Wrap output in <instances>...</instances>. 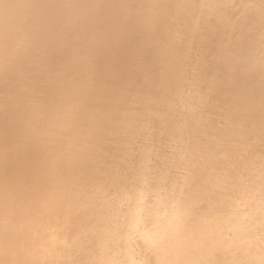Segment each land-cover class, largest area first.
Here are the masks:
<instances>
[{"label":"rangeland","instance_id":"obj_1","mask_svg":"<svg viewBox=\"0 0 264 264\" xmlns=\"http://www.w3.org/2000/svg\"><path fill=\"white\" fill-rule=\"evenodd\" d=\"M24 1H26V2L23 3V0H22V2H21V0H0V49H1V45L3 47L2 50H0V51H4L3 53L0 52V62L3 59V61L1 62L3 64L0 65V85L2 84V82H3V84L5 83V77L6 76H8V79L11 76L12 79L17 80L15 78V76H20V74H21V75H23L22 77H24V76L26 77V74L28 76L29 73H31V72L34 73V74H30L32 76H35L34 78H36L37 75L38 76L41 75V73H43V72H46V75L47 74L48 75H47V77H44V78L40 79L41 82H39L37 84V86H36L37 89H35L33 87L32 88L28 87V89H27V85L25 86L23 84V82H20L22 84V87H24L23 89H20L21 86H19V85H18L19 86L18 89L17 88H12V86H8L9 89H8V87H2L3 89L4 88L5 89L4 90L1 89L0 90V94H4L3 92H6L4 94V97H3V95H1L2 98L6 99L7 96L15 95L13 93H16L20 97L22 96L23 99H26L27 100L26 103H29L32 99L37 97L34 100H38L37 102H39L40 104L42 102V106L44 107L45 112H46V114H45V112H43L42 115H45L46 117L45 116L44 117L41 116L40 113H38V115L36 116L35 114H37V113L35 112V113H33V115H35L34 117H36V118L39 117V118H37V119L35 118V120H34L33 115L31 116V114H29L30 112L28 110H25V109H23L22 111L18 110L17 112L18 113L20 112V114L17 113V117L18 118H16L15 114L11 113V114H13L15 116L14 117L12 115L14 117L15 124L18 121L19 122V126L20 125L22 126V124H24V123L28 125V122H27L28 119L22 118V117L23 116H25L27 118L28 117H32V118H30L31 120L29 119L32 122V124L35 123V125H36L38 122H41V124L39 125V123H38L39 126H36L35 128L37 130L42 128V130L44 131L45 128L48 126L49 121L51 120V117H50L51 114L55 113L56 112L55 108L59 107V106H56V105H58V102L59 103L62 102L64 104L63 101H65V104L68 103L66 101L68 99H66V98H67L68 95L72 94L71 98L69 96L70 100H68V101H71L72 98H73V91H74L75 88L77 89V86H78L77 90L79 92V96H78L79 99H76L77 103H75V104L78 105V106L75 107V108L78 111H76V110H74L75 112L73 111V114L75 115V118L77 119L76 121L75 120L74 121L75 122H79V121L82 122V120L85 119L84 122L77 123V124L82 125L80 127L75 122H73V125L75 124V126L72 125V128L74 129L73 131H75V129H76L77 135L72 136L75 132L73 133L72 130H69V131L72 132V135L68 131L67 132L69 134L68 137H67L66 134L63 137V139L66 138V137H67V139L63 140V142H62V146H65L64 143H66V145H68L67 146V151L65 149L66 146L64 147L65 150H64L63 154L66 155L72 148L71 146L73 144L71 142H73L74 140H75L74 141L75 143L78 142L77 139H75V138H73L74 140L72 139L73 141H70L71 138H69V137H71V136L72 137H77L78 140H80L79 142L82 145H79V143H78V145L75 146L76 148L73 146L75 148V150H73V152H71V155L73 154L72 156L75 157L77 155V149L78 148L80 149V150L78 149L79 151H81L80 154H79V156H80L79 162L78 163L74 162V163H72L70 165L69 161H68V163L65 165L63 170L60 171V169L58 170L57 168L56 169L53 168V169H50L51 172H50V170H48L47 173H46L47 180L48 181L50 180V181L49 182L47 181L48 182L47 185L49 184L48 186H46V182H45V188H43L44 191H45V194H44V196H43V198H42V200L40 202V206L42 207L43 212L40 209L39 210V214H38L39 216L36 215L37 217H39V219H43L42 218V214L45 212L44 209H46V206L48 205V204H45V203L46 202L49 203V201H46V198H44L46 193H47V191L48 190H54V189L55 190L53 192L54 195H53V198H52V201H51V205L50 206L48 205L49 207L46 209V213H44L47 216V219H44L42 228H43V226L45 227V222L46 221H49V222L52 223V222H56L57 220L66 221L67 222L68 219H78L79 215L76 214L78 212V210L82 211V213L84 215L85 221H84L82 213L81 212L78 213V214L81 213L79 219H81L80 222L82 221L81 222L82 224H85L83 226H84V228H86L87 227L86 225H88L92 221H95L96 219L99 218V217H97L99 212L103 213V212L100 211V209H102V211H104V209H105L106 212H109V213H112V214L111 215L109 213H108L109 215L107 213H103V214L106 217L109 216L110 218L113 215L114 219H112L113 218L112 217L111 218L112 220H111L109 217L106 218L103 215L102 216L103 217V224H105L106 220L109 219L112 222L114 220V222H115L114 225H115L116 221H117L115 218L118 219V222L122 218L123 219L125 218L127 221L125 219L124 220L127 222L128 226H127L126 223H123V222H125L123 219H122L123 221L121 220L122 222L121 221L119 222L120 226L118 225V222H117L116 226H117V228L119 226V229L121 231V229H124L126 226L129 227L130 226L129 222H131V226L128 229H129L130 235H132L133 239H134V234H133L134 233V227H135V225L137 226L135 228H137L136 232L137 231L139 232V235L137 233V235L139 236V239H138V236L136 237V235H135V237H136V239H134V241H136L135 242L136 243L135 247H131L130 246V248L128 249V253L126 252L124 257H123V261L125 262V264H148V262L153 258V256L161 250V244L160 243H162L163 238H164L162 236L164 228H167L169 224L173 225V224L179 223V222H181L183 224L185 222V220H186V216H188V219H197V218H199L200 221H201V224L199 226V230L202 233L203 237H205V240H206L204 251H205V255L208 258V264H252L251 260L248 257H241L240 258V256L238 254L240 253L239 249L241 247H244L246 245V242L249 243V242L253 241L252 237H251V240H250L249 234L247 233V230H246L247 226L251 225L253 223L254 219H251L249 217V213L246 210V207H247L246 191L249 188L250 182L248 184L247 181H246L245 171H246V168H248L249 165H250L249 162L253 163V161H254V162L257 163V161H255V159L259 158V154H257L255 151L252 150V148H250V146H248V143L251 140L252 134H255V131L258 130L257 127L259 126V123H257V121H258L257 119H255L256 122L253 121L254 118H255V116H252L253 114H248L247 116H244V115L241 114L240 110L243 108V105H245L246 102L251 100L252 97H250V96L253 95V94L254 95H256V94L260 95L259 106H263L264 107V91L262 90V88H259V90L255 91L254 93L247 94L245 92L239 91L238 89L234 88V85H232L233 84L232 83V78H233L232 74L228 73L226 78L223 76V72L225 71L226 64H227V62H226L227 51L225 52V54L221 53V54L217 55V57H216V55L214 57L213 56H209V59H204V53L203 54L201 53L203 56H201V54H200L201 58H199V50H200V48L198 47V43H196V41H198L201 38L202 34H203L201 30L200 31L198 30V23L200 22L199 21V8L200 7L196 10L195 6H193L195 9L192 8L191 6L194 5V3H193L194 1H195V3L197 1V3H199V5H200L201 0H192L193 4H190V6H187V4H188V2L191 3L190 2L191 0H187V4L184 3V2H186V0H178V1L177 0H165V1L164 0H152V1L151 0L150 1L149 0H104L105 2H103V0H70V1L66 0V2H65V0H61V1H64L63 2L64 4L63 3L62 4L65 5V8H66V6H68L69 2L72 3V1L73 2L74 1L75 2L78 1V2H76V3L74 2L72 4L73 7L69 3L72 8L70 6H69V8L67 7L66 8L67 11H66L65 8H62L63 5L61 4L60 0H59V2H58V0H24ZM28 1H31V3L28 4ZM87 1H88V3H87ZM174 1H175V4H174ZM180 1H182V3L179 4ZM149 2H152L154 4V6H153L150 3V5L152 6V7L150 6L151 8H149L150 10L148 9ZM162 2H163V4H162ZM166 2L168 3L169 6L167 5ZM22 3L25 6H23ZM55 3H56V5H55ZM57 3L60 6L57 5ZM65 3H67V5ZM172 3H173V6H172ZM176 3H178L179 5L176 4ZM76 4L79 5V6L77 5L79 8L77 6H75ZM100 4L102 6L104 5L105 7L103 6V8H102V6ZM120 4H121V6H119ZM161 5H162V7H160ZM170 5L172 6L171 8H170ZM181 5H183L182 8H181ZM263 5H264V0H238L237 4H235V6L233 7L234 8L233 11L231 12L233 17L230 20H233L235 23H237V22H240V23L247 22L246 26L247 27L251 26L249 28L252 29V30H250V29H248L246 27V29L248 30V32H246L247 30L245 29L244 26H240L241 27L240 29L236 28L237 32L239 34V37L241 36V43H242V41L244 42V43H242V45L243 46L246 45L245 47L242 46L244 52L242 51V48H240L241 52H239V53H242L241 54L242 57H241V61H240L241 63L240 64L238 63L239 65L237 66V68H238L237 70L238 71L241 70V71H239V72L236 71L237 75H239V76H241V75L245 76L246 75L245 78L243 77L244 78V80H242L243 83H241L243 86H245V84H244L245 82L244 81H245L246 78H247L246 79V81H247L246 82V86L247 85L252 86L253 85L252 83L254 82L253 81L254 79L255 80L257 79V81L264 80V78H263L264 77L263 76L264 75V66L261 63H259L258 61H256V59H258V57L256 55V50H255V52H253V54H250L251 56L250 55L247 56L248 51L250 49L249 50L246 49L247 47H250L249 46L250 45L249 42H251V40H252V42H251L252 44L251 45H254V48H256L257 45H259V43L257 41H259V39H261L262 36H263L264 26L262 27L261 25H259L257 23V22L260 23V21L256 17L259 12H263L264 11V6ZM81 6H83V8ZM163 6H164L165 9L163 8ZM98 7H100V8H98ZM189 7H190V9H194L195 12L194 13L193 12L187 13L190 10ZM112 8H113V10H112ZM173 8H175V10H173ZM183 8H184L185 12L187 10V12H186L187 15H186V13H182V12H184ZM20 9L21 10L24 9V12H23V10L21 12ZM25 9H26V12H25ZM50 9L52 10V12L54 11L53 13H54L55 16H51L52 14L51 15L49 14L51 12ZM60 9H61V11H60ZM75 9H76V11H74ZM92 9L96 10V11H94L95 13L93 12ZM168 9H170L171 12L173 11V15L176 16V18H174V16H172V13ZM176 9H178V11L181 10L182 12L179 14L180 11L179 12H175ZM70 10H72L73 12L72 11L70 12ZM86 10H89V11L91 10V11L90 12L89 11L86 12ZM97 10H99L102 13H100L99 11H98V13H96ZM148 10H149V12L151 11V14L149 13L151 17L148 14ZM164 10L165 11L168 10L170 13L168 11L165 12ZM36 11L39 12V13H37ZM15 12H16L17 15H19V14L20 15L16 16ZM77 12L79 13V15H78ZM103 12H105V13H103ZM164 12H165V14H164ZM47 13L51 17V19L54 17L52 19L53 21L51 20L52 21V23H51L52 26H51V24L48 25V23H47V22H49L48 20H50L48 17H46ZM66 13H68V14H66ZM167 13L169 15H167ZM192 13L194 14L193 15L194 17H192V15H189V16H191V18L187 17L188 14H192ZM12 14L15 15L16 19H15V17ZM37 14L40 15V16L38 15L39 18L37 17ZM71 14H72V16H71ZM133 14H134V19H133ZM176 14L177 15L179 14V15L177 16ZM183 14L186 15V19L187 18H188V20L192 19L193 21L190 20L189 22L186 21L187 23L184 22V20H186V19H185V16ZM252 14H254L255 17ZM59 15H61V16L63 15V16L59 17ZM64 15H66V16L64 17ZM84 15H86L87 18ZM109 15H110V17H109ZM245 15H249L248 17L252 16L253 18L248 19L249 21L248 20L247 21H243V16H245ZM11 16H13V17H11ZM73 16H75V17H73ZM17 17H19V18L17 19ZM35 17H37V18H35ZM149 17H150V20L153 18L152 21H150L148 19ZM47 18H48V20H46ZM58 18L61 19V21H59ZM177 18L178 19L180 18V20L182 18L181 22L183 21L182 22L183 25L181 24V22ZM39 19H41V20H39ZM42 19H45L47 21V22L45 21L47 24L44 22V20H43V23H41ZM54 19L56 21L57 20L58 21L56 22ZM132 19L135 20V22H133ZM172 19H173V21H172ZM37 20H39V22L35 23V21H37ZM72 20L73 21L75 20L77 25L75 23H73V25H70V24H72ZM86 20H88V21H86ZM91 20H93V21H91ZM130 20L133 22V24L135 26L132 25V22ZM177 20H178V23L176 24ZM63 21H65V22H63ZM66 21H67V24L69 22H71V23H69L67 25V24H65ZM77 21H78V23H77ZM85 21H86V23L89 22V21L90 22L87 23V25H86ZM154 21H156V22H154ZM250 21H251V23H250ZM60 22H61V25H60ZM136 22H139L138 24H140V22H142V24L143 23L147 24V26H144V28L141 27V31H142L141 33L142 34H144V33L148 34V32L151 33V31H154L156 29V27H157V26L156 27H153V26H155V25H159L160 26V24H162L160 26L161 28L157 27L158 30L161 29L160 31L157 30L158 31L157 33L160 36L158 37L156 32H152V34L154 36L158 37L156 39L153 36L154 37L153 39L156 40L155 42H157V44H158V42H160L159 44L163 45V48H164L165 51H167V54H170V56H171L173 53H175V55L177 56V57L174 56V54L172 55V58L167 56L166 54H165L166 56H163L164 59L166 57L169 58V59H166L167 61L170 60L168 62V64H165V63H167V61L163 59L164 60V64L166 66L168 65L167 68L170 66V64L172 65V63L174 62L173 65H172V69L168 68L166 70L167 72L165 71V74L163 73V67H161L159 65H155V63H153L154 61H151V59L149 58L150 56L149 55L147 56V53L145 54V52L144 53L142 52L143 53V57L146 56L147 58L145 57V59H143V57H139V56H141V53H140L141 51H139L138 50V46H136V45H138V43H136V45L134 43H132V44L130 43V42H135V39L133 37L136 38V36L135 35L132 36L131 34H135L133 32H135V30H136L135 27H136V25H138ZM147 22H149V23H147ZM162 22L164 23L165 26L163 25ZM171 22L172 23L174 22V23L172 24ZM254 22L257 23V25H255ZM184 23H185L186 27H187V25L189 26L188 29L186 27H184L185 26ZM35 24H37L39 26L36 25V27H35ZM42 24L45 25V26H43V28L41 27ZM89 24L91 26L90 29H89ZM179 24H181V25H179ZM247 24H249V26ZM56 25H57V28H56ZM58 25H60V27ZM69 25H70V27H69ZM149 25H152V28ZM17 26H18V28H17ZM46 26H49L48 27L49 29ZM53 26H54L55 29L52 28ZM72 26H74L75 28L72 27ZM171 26H174L176 28H172V30H171V28H170ZM180 26H182V28ZM257 26H259V27H257ZM45 27H46L47 30H45ZM58 27L60 29L62 28L61 30H63V31L65 30V32H63V31L61 32L60 29L57 32L56 29H58ZM80 27H81V31H80ZM132 27H134V28L132 29ZM145 27H147L146 30H145ZM179 27H180V29H179ZM261 27L263 28V30H262ZM34 28L37 31L36 33H35L34 30L31 31V29H34ZM36 28H39L40 30L36 29ZM50 28H52V30H50ZM66 28H67V31H68V28H70L71 31H68L66 33ZM142 28H143V30H142ZM148 28H149V30L151 29V31H147ZM185 28L187 30H185ZM97 29L100 30V33H98L99 31L95 32ZM173 29H174V31H175V29H177L176 33L179 32L178 33L179 35H177L173 31ZM48 30H49V32H48ZM77 30H79V31H77ZM182 30H184L186 33H183ZM51 31H54L55 33L51 32ZM59 31H60L61 34L59 33ZM171 31L173 32L174 35L172 33H170ZM198 31H199V34H197ZM30 32L31 33L33 32V33L36 34L35 37L38 39L37 41L33 40V39H35V37L32 38V37L29 36ZM50 32L53 33V34H50ZM159 32H160V34H159ZM232 32H234V31H232V30L231 31H227L226 32V36L230 37L232 35ZM256 32H257V35H258L257 37H259L261 35L262 36L257 38L256 37ZM44 33H45V35H44ZM58 33H59V37L57 36ZM62 33H64V34L62 35ZM76 33H78V34L76 35ZM150 33H149V35H150ZM181 33H182L183 36L181 35ZM152 34H151V36H152ZM184 34H186V35H184ZM78 35H80V36L82 35V36L80 37ZM90 35L92 36L91 38H90ZM145 35H143V36H145ZM149 35L145 36L144 38H146L148 40L147 37H149ZM176 35L178 37H176ZM31 36H34V34H31ZM94 37H97V40ZM98 37L101 38V41L99 40L100 38H98ZM150 37H149V41H151ZM172 37H176V39L175 38L173 39ZM180 37H182L183 39L180 38ZM254 37H255V40H254ZM59 38H60L61 41L62 40L63 41L61 42L60 40H57ZM70 38L72 40H70ZM85 38H86V40H85ZM161 38H162V40L165 38L164 42L161 40ZM168 38L169 39L171 38V41H170V42H172L171 44H170V42H168L169 40H166ZM177 38H179L178 39L179 42L176 41ZM151 39H152V37H151ZM180 39H182V41H180ZM67 40H68V42H67ZM78 40H80L79 43H77ZM172 40L175 41V45L176 46L179 43L180 46L179 45L178 46L180 48H177L178 46L174 47L175 45L173 44ZM183 40H185L186 42L184 41L185 42L184 43ZM33 41H35V43ZM55 41H56L57 45L60 44V48H59V46H57L55 44ZM64 41H66L65 44L63 43ZM89 41H90V43L92 45H94L93 43H97V44L101 43V44L98 45L99 48L95 47L96 45H94V48H92L93 46L89 43ZM95 41H97V42H95ZM70 42L71 43L75 42L77 44L76 45H75V43L69 44ZM167 42H168V44H167ZM152 43H154V41H152ZM247 43H248V46H247ZM32 44H33V46H32ZM68 44H69L70 47L68 46ZM82 44L83 45L86 44V45L83 46ZM87 44H90V46H88ZM169 44L170 45L173 44L172 45L173 47L170 48V51H172V50L174 51V48L175 49L177 48L178 50L176 49V51H174V52L172 51V53H171L170 51L167 50L169 48V47H167ZM63 45H65V46H63ZM72 45H73V47H71ZM78 45H79V48L77 49ZM132 45H133V48L130 47ZM81 46H82L83 49L81 48ZM85 46H87V47H85ZM124 46H126V47H124ZM226 46H227V44H226ZM6 47H8V48H6ZM134 47H137V51L139 52L138 54H137L136 51H133L134 49H136ZM56 48H57V50H56ZM95 48L98 49V50L96 51ZM130 48H131V50H130ZM46 49H50V50H46ZM52 49H54V50H52ZM70 49H72V51ZM85 49H88V50H85ZM45 50H46V52H45ZM66 50L68 51V53H66ZM78 50H80V51H78ZM82 50H83V52H82ZM234 50H238L237 46L234 48ZM28 51H30V52H28ZM86 51L88 52V54H87ZM94 51H95V53H94ZM133 52H134L135 55L133 54ZM4 53L6 55L5 57H4ZM25 53H26V55H25ZM27 53H28V55H27ZM71 53H73V54H71ZM178 53H179V55H178ZM42 54L45 55V56H42ZM136 54H137V56H136ZM132 55L136 56L135 57L136 59L134 58V56H133V58H134L133 59ZM173 56L178 58V59L175 58L176 61L179 60V61H177L176 64H179V69H181V71L178 69L177 65L174 66L176 61H175ZM41 57H42V59H44V61H46V60L48 61V63L46 62V65L44 64L45 62L42 59H39ZM47 58L50 60V63H49V60ZM74 58H76V59H74ZM73 59H74V61H72ZM117 59H118V61H117ZM139 59H141L140 62L142 60H144V62L146 61L145 63L143 61L141 62V64H143V65L145 64L144 66L147 67L148 65H150L149 66V71H148V67H147V70H146L150 74L148 72H146V73H148L147 75L146 74H142L143 70H145L146 67L142 66L141 64H140L141 66L138 65V64L136 65V60H139ZM110 60H112V61H110ZM147 60L152 62V64L149 63ZM65 61H67V63ZM113 62H114V64H113ZM42 63L44 64L43 66H42ZM57 64H59L60 66L57 65ZM71 64L73 65V67H72ZM117 64H118V66H117ZM74 66H77L78 69H76V67L74 68ZM112 66H114L115 69ZM256 66H258L259 68L257 67L258 68L257 69ZM63 67L64 68L68 67L70 69V70L69 69L67 70V72H69V74L67 73L68 76H67V74H61L64 71ZM107 67H110V70H109V68L107 70ZM245 67H247L246 68L247 72H244L246 70ZM57 68H60V69H57ZM174 68H175V71H172ZM201 68L204 69V70L208 69L207 70L208 71L207 74H208V77L210 78L209 80L213 83V85L211 84V86H212L211 87V91H213V92L218 91V93L221 92V94H220L221 98L226 97V99H227L226 110H225L224 115L222 117V118H225V119L221 122L222 126H217V123H218V118L217 117L218 116L216 115L214 110L210 111L209 112V117H210L211 120H210V122H209V124L207 126L209 128V131L207 133V132L203 131L201 125H200L201 130H199V124L197 125L196 128H195V126L190 125L189 120H188L189 125L187 126L188 123H187L186 120L188 119V117L186 116L187 114H184V116L187 117L186 120H185V122L187 124H185V122H184L183 125H185L186 127L182 125L183 127L180 126L181 127V131H180L179 127L176 130V132L179 130L178 133H180V134L182 133V136H183L182 139H181L182 142H179L181 145L178 146L179 147V149H178L179 153L175 152L177 155H174V153L172 151L171 154H170L169 150L173 149L174 145L176 144V141H175L174 137L171 140V137L173 135H170V134H173V132L171 133V131L172 130L174 131L175 127L171 126L173 124L170 123V122L173 120V118L175 119V117H176L175 113H174V110H175V108H177L178 102H177V104H174V103H176V100H178L179 92L182 89V87H181L182 86V80H183V78L188 79L190 77V74L193 75V76L195 75L194 77L197 78V80L199 79V77H203V75L207 71L206 70L204 71ZM242 68H244L245 70L242 71ZM169 69H170V74L168 72ZM177 69L179 70V73L177 72L178 71ZM199 69L202 70L200 73L204 72L203 75L199 73V71H200ZM105 70H107L108 72L105 71ZM113 70H115V72H110V71H113ZM248 70L252 71V73L250 75L253 74L251 76V81H250V79H248L250 77L247 76L248 73H249ZM74 71L77 72V73H74ZM135 71L138 73V75H137V73H135ZM50 72H53V73H50ZM81 72H83V73L85 72V73L83 74ZM109 72L111 74L115 73V75L113 74L114 76L112 75V77H111L110 76L111 74H109ZM171 72H174L173 76H172ZM195 72H196V74H195ZM241 72H243V73H241ZM238 73H241V74H238ZM244 73H246V74H244ZM153 74H155V76L153 78L155 79L154 83L157 86L160 83V81L158 82V80H159L158 77H162L161 74H164V77L166 79H168L169 76H170V78L168 79L169 81L167 80L168 84L171 86L170 89L168 90L169 92L168 91H166L167 93L163 92L162 93L163 96L162 95L161 96L162 97H166V98L168 96L167 100L169 99V96H171V98H170L171 100L169 99L168 103H167V101H164L166 98H164V100H162L163 98L161 97L160 98L161 102H159L160 105H161V103L163 105L166 102L167 106L170 105V107H167V106H163L162 107V106H160L161 108L160 107L157 108V106H159L158 102L155 103V101L154 102L152 101L153 103L151 104V103H149V102H151L150 100L145 101L146 99H144V98H145V94L147 93L148 88L146 87L145 81H143L144 79L142 77H145V76L148 77L149 75L153 76ZM50 75L51 76L53 75V76L50 77ZM142 75H145V76H142ZM42 76H44V74H42ZM56 76H57V78H56ZM136 76H137V78H136ZM25 77L23 79H25ZM156 77H157V79H156ZM138 78H139V81L137 80ZM141 78L143 79L142 81L140 80ZM8 79L6 77L7 81H9ZM43 79H44V81L47 80L48 82L49 81L50 82L49 83L47 82V84H45L46 81L44 82ZM123 79H125L126 82H125L124 85H121L122 82H123ZM68 80H69V83H68ZM135 80H137V81H135ZM248 80L251 82V84H249ZM55 81H56V83H54ZM98 81H101L102 83L98 82ZM65 82H66V85H65ZM139 82H140V85H141L142 82H144L143 84L145 86H140ZM169 82H171V83H169ZM176 82H178V83L176 84ZM97 83H101V85L103 84L104 88L101 87L100 84H97ZM136 83H138V84L135 85ZM67 84H69V85H67ZM87 84H88V86H87ZM42 85H44V86H42ZM58 85H60V86L58 87ZM70 85H72V86H70ZM98 86H100L99 88L105 89L104 93H103V90L100 89V92L102 91V93L105 94V95H103L102 93L99 92ZM168 86H164L163 85V91L167 90ZM48 87H50V88H48ZM68 87H70V88L68 89ZM92 87H94V89ZM95 87H96V89H98V91L95 90ZM144 87H146V89ZM6 88L9 90V92H7ZM43 88L44 89L46 88V89L44 90ZM121 88H123V91H124V93H122L123 91H121L122 94L120 93V91H118ZM160 88H162V86H160ZM160 88H156L157 91ZM164 88H166V89H164ZM171 88H173L172 91H171ZM10 89H12V90H10ZM66 89H67V91H66ZM81 89L83 90V92H82ZM125 89H127V91ZM140 90H142V94H141ZM144 90H146V93L144 92ZM10 91H11V93H10ZM17 91H19V92L17 93ZM35 91H37V92H35ZM43 91H45V92H43ZM91 91H92V93L90 94ZM118 92L121 95L127 94L128 98H130L129 96H131V98H130L131 100L128 99V98H125V97H127L126 95L125 96H120V94ZM30 93H31V95H30ZM58 93H59V95L61 97L58 95ZM61 93H62V95H61ZM63 93H65V94H63ZM69 93H71V94H69ZM98 93L102 94L101 95L102 97L101 96H98V97H101L100 101L102 100L101 102H103L102 105H100L101 107L104 105L103 106L104 107L103 110H102L103 107L101 108L100 106L96 105L97 103L95 102L96 100H97L98 104L100 102V101H98V99H96ZM134 93H136V94L138 93L137 95L139 97H137L136 94L134 96ZM100 94H98V95H100ZM92 95H96V98H93ZM118 95H119V98L117 97ZM1 96H0V99H2ZM32 96H33V98H32ZM10 97H12V96H10ZM28 97L31 98L30 101H29ZM122 97L125 98V100H123ZM49 98H51V99H49ZM60 98H61L62 101H59ZM82 98H83V100H82ZM92 98L94 100L95 99L96 100L93 101ZM116 98H118L120 102H123V101L124 102L121 104V103H119V101ZM140 98H141V100H140ZM10 99H9V102H10ZM55 99H57V100H55ZM120 99H122V101ZM132 99L135 100V102L136 101L137 102L135 103L134 101H132ZM127 100L128 101L130 100L131 102L129 103V102H127ZM231 100H234L235 102L233 104H230L229 101H231ZM2 101H4L3 103H6V104L2 103L3 104L2 105L0 103L2 105L0 107L3 108L4 105H6V106L9 105L8 107H11L10 103H8V100H4V99L0 100V102H2ZM117 101H118L119 105L115 104V103H117ZM140 101L144 102L146 107L147 106L148 107L147 108L144 107L143 103L140 102ZM169 101H172V103H170ZM78 102H80V103H78ZM125 102H127V103H125ZM124 103H125V105H124ZM131 103H132V105H131ZM137 103L140 106L142 105V107H144V109H142V107H140ZM146 103H148V104H146ZM154 103H155V105H154ZM82 104L85 106V108H84V106ZM92 104H93V106L96 107V109L92 106ZM126 104H129V105H126ZM156 104H157V106H156ZM172 104H174L173 105L174 107L172 106ZM88 105H91L89 107L90 108L91 107L94 108V110L87 108ZM149 105L151 107H152V105H154L156 108L154 106L153 107L155 109H158V110H156V113L153 110H150V109H153V107L150 108ZM6 106L3 109L1 108L2 109L1 114L3 112H4V115L6 114L7 110L9 109L8 107H7L8 108L7 109ZM79 106H81V107H79ZM126 106L127 107L130 106L128 109L131 108L132 112H130V110H129V112H127L128 109H127ZM132 106L137 108V110H133L134 108H132ZM171 106L173 108H171ZM164 107H165V109L167 108V111L165 109H162ZM5 108H6V112L4 110ZM125 108H126V110H125ZM139 108L141 109V111H138ZM145 108H146V110H145ZM233 108L237 109V111H236V113L238 114L237 117L235 115L231 114V110H234ZM256 108H258V106ZM86 109H89V111L86 110ZM172 109H174V110L171 111ZM262 109L264 110V108H262ZM24 110L26 112H23ZM162 110H164V111H162ZM8 111L10 112V110H8ZM93 111L97 112V113H95L97 115L96 117H92V115L94 114V113H92ZM134 111H135V113H134ZM157 111H158V113H157ZM160 111H161V113L159 114ZM21 112H23V114ZM50 112H52V113H50ZM83 112H85V113L87 112L86 113L87 115H90V113H91V117L84 115L85 118L82 119L81 118L82 114H85ZM137 112H139V113L140 112L141 113L145 112L146 115L143 114V113L139 114ZM128 113L129 114L131 113L130 115H134V117L131 118ZM152 113H155V114H152ZM258 113L259 112H257V114ZM263 113H264V111H261V113L259 114L260 116H258V117H264ZM76 114H78V116ZM124 114L125 115L127 114L126 117H124ZM136 114H137V116H136ZM151 114H152V116H151ZM163 114H165V115L167 114V117H166L167 121H166V119H164L165 115H163ZM4 115L2 114L3 117L1 116V118H3L4 120H1V118H0V121H2V122L4 121L3 122L4 124L6 123L5 126H6V128H8L7 131L9 129L10 130H9V132H4L5 130L2 131V132L5 133V134L3 133L4 135L0 132L3 135V136H1V138L3 139V138L8 137L5 140L9 139L8 140L9 142L13 141V140L15 142V140L17 139L16 141L19 142V144H18L19 146L18 147L17 146L14 147L15 145H17V142H15V145H13L14 142H10V143H12V145H11V144L7 143L8 141H5V140L4 141L6 142L7 146L11 145L13 147L12 148L11 146L10 147L8 146L9 147L8 148V152L11 149L12 150V152H11L12 155L14 154V156H15V152L18 150V152H20L19 154H21L22 152L19 151V148H20V150H23L26 147L25 145L27 143L28 144H30V143L27 142L28 141L27 139H26L27 141L25 139H22L23 141L25 140L26 143L24 145L23 141H21L24 147H20V146H22L21 143H20L21 139L19 140L18 138L20 137V135L23 136L22 134H24V131L22 130L23 133H19L18 130L14 131L17 128V124H16V127H15V124L13 123L14 124L13 125L14 127H13L12 126V122L10 123L11 126H9V123H8V127H7V121H5L6 117ZM18 115H21V116H18ZM153 115L156 116V119H157V121H159V123L162 122L160 124L161 127L159 125L160 129L157 127L158 131L155 130L156 129L155 126L158 125L156 119H153V120H155V122L150 119V118L153 117ZM160 115H161V117H163V119H164V121H166V123L164 121H160L161 120ZM79 116H80V118H78ZM141 116H142V118L143 117L145 118L147 116L148 119L145 118V119L140 120ZM40 117H41V119H40ZM170 117L172 118V120L170 119L171 121L168 120ZM94 118H95V120L93 121ZM129 118H131L130 121H128ZM21 119L22 120L24 119L23 120L24 123H22V121H19ZM46 119H47V123H46ZM132 119H134V120H132ZM135 120H138V121H135ZM139 120H140L141 124L144 125L145 128L142 125H140ZM149 120H151L149 122L150 124L152 123V121L155 124V125L153 124L154 127L151 124V126L153 128L150 126V129L148 127L149 123L147 122ZM35 121H37V122H35ZM145 121H146V124L144 123ZM174 121L175 120H173L172 122H174ZM43 122L46 123L47 126ZM163 122H164V124H163ZM89 124H90V126H88ZM126 124L127 125L129 124V126H127ZM41 125H43V126H41ZM76 125H77V127H79L78 128L79 131H77ZM133 125H137L138 127L140 125L139 128L141 130L138 129L137 126H136V129H135L136 131L133 130L135 128V126L133 127ZM146 125H147V127H148V129L150 131L148 129H146L147 128ZM1 126H2V128L3 127L5 128V126L3 124H0V130H3V129H1ZM44 126H46V127H44ZM111 126H113V127L111 128ZM124 126H126V127H124ZM141 126H142V128H141ZM74 127H76V128H74ZM72 128H70V129H72ZM123 128L126 129V132H124V130H122ZM151 128L152 129L155 128L154 132L155 131H157V132H155V134L154 133L153 134L150 133L151 130H152ZM17 129H19V128H17ZM42 130H39L38 134L41 133ZM147 130L149 131L150 134L146 133V132H148ZM160 130H161V132H160ZM185 130H187V131H185ZM10 131H13L14 133L13 132L10 133ZM130 131H132L133 133L136 132L135 134H136L137 137L135 135L133 136V134H131L132 132H130ZM140 131H141V133H139ZM17 132L19 134H17L16 137L17 136H19V137L13 138V136H14L13 134H16ZM20 132H21V130H20ZM123 132H124V135H122ZM127 132H128V134H127ZM143 132H144V135H146L145 137L149 136V137L152 138V139L150 138V140H152L151 143H150V140L148 139L149 137L145 139L144 136L141 137V140L144 139V142L143 141L142 142L139 141L140 140L139 136L143 135ZM138 133H139V135H137ZM9 134H12L11 135V139L13 138V140H11L9 138L10 137V136H8ZM108 134H110L111 137L108 136ZM125 135H126V137L127 136L128 137L124 138ZM169 135H170V137H169ZM107 136H108V138L110 137L109 141L107 140ZM216 136H221V137L218 140L216 138ZM37 137H38V135H37ZM37 137H35V138H37ZM79 137H80V139H79ZM105 137H106V139H105ZM129 137H131V138H129ZM194 137H195V140H196L195 147H189V145L192 142ZM81 138H83V140ZM235 138L237 139L236 142H235ZM101 139H102V141H101ZM129 139H130L131 142H128V141L124 142L125 140H129ZM147 139H148L149 142L147 141ZM39 140L40 139L38 137V140L36 141L38 143V147H37V143L35 144V142H32V143L35 144L36 146L31 144L32 145L31 147H34V146L36 147L35 149L33 148L34 149L33 150V154L35 153L34 151L36 149L39 150V147L42 146V144H44V143L46 144L47 143V142H44L43 140H40V142H38ZM66 140H69V141L66 142ZM154 140H155V142H154ZM29 141H31V140H29ZM106 141H108L107 143L109 144V147H110L109 149H108V144L106 143ZM69 142H70V145H69ZM103 142L106 143V144H102ZM138 142H139V144H138ZM99 143H101V144H99ZM123 143L126 144V146H127L126 149L127 150L126 151L122 150L123 151L122 152L120 146ZM133 143L134 144H138L137 147H136V145L134 147ZM140 143H141V145H140ZM142 143H143V145H142ZM154 143H155V146H154ZM45 144H44V146H45ZM130 144H132V145H130ZM146 144H148V146L151 145L149 147L146 146V150L149 149L150 147H151V150L152 149L153 150L151 152L150 149H149V151H150L149 153L151 155L149 161H147L149 164L145 161L147 163V165L144 163L146 165V167H144L143 166V162L139 161L140 159L138 157L132 158V157H134L132 152H133V150H136V149H137L136 152L139 151ZM106 145H107V147H106ZM139 145L142 146V147H140ZM157 145H158V147H156ZM27 146H29V145H27ZM235 146L238 147V148H235ZM31 147L29 146V147H26V148L28 149V148H31ZM101 147H103V148L106 147L108 153L106 152L105 148H104L105 149V151H104L103 148H101ZM14 148H18V149L13 150ZM74 148H72V149H74ZM199 148H200V150H203L202 153H199V151H196ZM118 149H120V150H118ZM143 149L145 150V146L143 147ZM38 150H36V151H38ZM99 150L100 151L102 150V151L99 152ZM161 150H162V152L160 153ZM23 151H25V150H23ZM30 151L31 150L28 149V151L26 150L25 152H26V154L29 153V155H31L32 152H30ZM112 151H115V152H112ZM109 153H111L112 156ZM129 153L132 156H130ZM164 153H167V154H164ZM222 153H224V155L219 158L218 155H221ZM23 154H24V152H23ZM92 154H94V155H92ZM125 154H127L128 157ZM153 154H155L158 159ZM193 154H195L196 157L198 156V154H200L201 158L199 160L196 159L198 162H196V161H194L192 159V161L190 163H188V161H186V156L188 158L189 156H191ZM254 155L256 156V158H253ZM120 156H122V157L120 158ZM152 156H154L156 158L155 159L153 157L155 159V160L153 159V161L151 160ZM163 156H164V158L162 160ZM123 157L124 158L125 157L128 158L126 160V163H124L126 158L123 159ZM130 158H132L131 159L132 161L130 160ZM121 159H123L124 162H123V160L121 162ZM159 159H160V161H158ZM224 159H227L230 162V165L227 168V170H226V167H225V170L223 169V167L225 165H224V163L222 161ZM81 160H83V163L86 161V163L84 165H88V166H89L88 162L92 161L93 166L95 167V171L92 172L91 176L92 177L95 176V177L99 178L97 180V182H95V184H93V186L95 185L94 186V190H95L94 191V196L95 197H93L92 199H89L90 201H88V197H86L88 195V192H89V189H88V191L86 189L88 187H86V186L83 187L85 190L84 189L80 190V187H79V178L81 176L80 175L81 174L80 170L82 169ZM134 160H137V162H139V163H137ZM99 161L100 162L102 161V164H100ZM110 162L113 163L114 166H112L113 164L111 165ZM120 162H121V165L119 166ZM36 163L39 166H41L42 169H46V168L42 167V166H44L43 163H38L37 161H36ZM109 163H110V165H109ZM115 164H118V165H115ZM122 164H123V166L125 164H126V166H127V164H133V165H131V167H133V166L135 167L136 166L137 169H138V166H139V168H141L140 165L142 164V167H144V168H141V171H142V169L145 170L144 173L141 172L143 174V177H144V179H143L144 182H143V185L141 186L142 188H141V192L139 194L140 203L138 205V202H137V205L135 207L133 206L132 213L128 217L126 216L127 214H124V213L129 212L128 210H126V208L130 207V206H127V203H125V198H127L128 192H126V193L124 192L125 194H123V199H124V203L123 204H122V202H123L122 200L123 199H120L122 201L121 203L118 201L119 202L118 205L116 204V202H117L116 200H118V198H120V197H117V196H118V194H121L122 190L124 191V189H125V187H123L124 189L122 188V183L125 184V182H123V181L127 180L126 184L128 185L129 174H131L130 172L133 171V173H135V171H136L138 173V172H140V170L138 171L135 168V171H134L133 170L134 167L130 168L129 167L130 165H128L127 168L129 167V169H131V170L130 171L128 170V173H126L127 172V169L125 168L126 166H124V170L126 169L125 172H124V170L122 168ZM156 164H158V165H156ZM194 164L197 167L200 166L201 168L206 169V173L204 174L203 179H202L203 186L199 187V183H195L194 186H193V189H194L193 191L195 193H197V195L193 196V198H192V200L190 202V207H187L186 209L184 207H181V208L177 207V210H176L177 200H178V197L180 195L181 179H183V177H185V174L188 171H191L190 172V180H195L196 181V179H197L198 173H196V172L194 174L192 173V168H193ZM102 166H104V167H102ZM109 166H110V168H116V166L120 167L121 169H119L118 171L121 170L120 171L121 173L120 172L119 173L118 172L114 173L115 170L110 169ZM233 166H236L238 169H236L235 167L232 169ZM62 167H63V165H62ZM108 168H109V170H107ZM219 168H222V171ZM54 172H55V174H54ZM99 172L101 173V175H98ZM110 173L111 174L113 173L114 177L116 175V177H115L116 179L115 178L112 179L111 177H113V176ZM124 173H126L127 175L124 174ZM145 173H147V174H145ZM155 173H157V175ZM120 174L122 176L119 179H121L123 176L124 177H128V178L124 179V177H123V181H122V179L120 181L117 178V176L119 177ZM60 175H62V176H60ZM72 175H74V177L71 180V176ZM108 175L110 176L109 178H108ZM195 175H197V176H195ZM48 177H49V179H48ZM54 177L55 178L58 177V179L56 180ZM111 179H112V181L114 180L116 182L115 183L116 184V188H115V185H114V181L112 183ZM52 180L55 181V182L53 183ZM116 180H118V181H116ZM58 181H59V183H58ZM98 182L99 183L101 182V184H99L101 189L98 186ZM118 182L120 183V185H119ZM50 184L54 185L55 188H54V186H52ZM126 184L124 186H126ZM49 187H51V188H49ZM85 193H87V194L84 196L83 194H85ZM103 195H105V196H103ZM124 195H126L125 198H124ZM83 196L85 197L86 201H88L89 203L86 202L85 199L82 200ZM120 196L122 198V195H120ZM10 197H11V195H9V198ZM78 198H81V199H78ZM127 199H129V198H127ZM127 199H126V201H127ZM78 200H79V202H78ZM81 200H82V202L80 203ZM114 202H115V206H117L116 208H118V206H119V208H121L120 206H122V205L124 206V207H122L119 210L120 212H118L116 208H115L116 211L112 210L113 207H114V206H112V205H114ZM82 203H84L85 206H80ZM125 205H126V208H125ZM88 206H89V208L92 207V208H90L92 210L89 211ZM81 207L83 208V210H80ZM84 207H85V209H87L89 211V213L92 211L91 212V216L93 215V213H96L95 214L96 216L93 215L94 219H93V216H92V218L90 216H88L89 213H87L88 211L85 210ZM110 208H111V210H110ZM107 209H109L110 211H108ZM123 209L125 211H127V212H125V211H124V213L121 212V211H123ZM8 210H9V208H7L6 206H4V209H0V224L1 223L7 224V222H8L7 220L11 219V223L8 226H11V230L12 231H10V233L8 234L7 241L11 240V245L13 247H18L20 242H21V238H22L23 234L25 233V235H26L27 230H28V225H27V222H26V219H25L26 218V214L21 215V216H16V215L13 214L11 216H6V218L8 217L7 219H3L4 217L2 218V214L7 213ZM84 210H85V212H84ZM97 210H99V212H97ZM256 210H258V208ZM93 211H95V212H93ZM115 213H118V214L120 213V214L119 215L118 214L115 215ZM121 213H123V214L121 215ZM196 213H197V215H196ZM85 214H87V215H85ZM40 215H41V218H40ZM76 216H77V218H76ZM81 216H82V218H81ZM120 216L121 217L124 216V217L121 218ZM88 217L91 218L92 221L90 219H88ZM95 217H97V218L95 219ZM102 217L100 218L101 221H102ZM104 217H105V221H104ZM14 219H17V220L14 221ZM35 219H38V218H35ZM128 219H130V221H128ZM257 219H259L258 220L259 221V225L261 223V227H260L261 232H260L259 238H257V241L258 240L260 241V248L263 246V252H264V215L263 216L261 215ZM28 220L29 219H27V221ZM88 220L90 221L89 223L86 222ZM109 220H107V224L105 225L106 229H107V227H106L107 225H111L112 226V224H110L112 222L108 223ZM121 223H123L122 225H124V226L126 225V226L125 227H123V226L121 227ZM91 224H89V225H91ZM111 226H108V229H111V228L113 229L114 226H112V227ZM105 228H103V229L105 230ZM126 229L127 228H125L124 231H126ZM64 230H65V224L55 228L53 231L48 232L44 239L40 238L37 251H39V252L43 251V254L42 255H38V256L36 255L34 257V259L32 260L31 264H67L66 261L64 260V253H63L64 249L61 251L62 245L64 244V241L67 238L66 235H65V231ZM115 230L117 231V229H114L113 232ZM88 232L86 234V235H88V237L90 235H92V234L94 235L93 231L90 232V233L93 232L92 234H90V233L88 234ZM109 232H112V230L111 231L107 230V233L110 236ZM102 234L104 236H101ZM92 236H90L91 238L89 237L90 240L91 239L93 240L95 238V237L92 238ZM100 236H99V238L102 239L104 237H107L108 235L106 234V231H105V233H100ZM109 236H108V238L110 240ZM113 236H115V235H113ZM108 238H106V239H108ZM116 238L117 237L115 236L114 239H116ZM71 239H73V235H71ZM114 239H112V240H113V242L115 241V244L111 240L110 241L108 240L110 242V244L111 243L114 244V245L113 244L111 245L112 248H110L111 246L109 244H107L108 242H107V240H105V238L102 239L101 241L104 240L102 243H104L106 245H104V244L103 245L105 247L109 245L108 246L109 248L108 247H106V248L110 249L115 254V251H113L112 249L116 250L115 246H116L117 239L116 240H114ZM248 240H250V241H248ZM98 241H100V240H98ZM119 241H120V239H119ZM197 242H199V235H198V238H197ZM102 243H101L100 247H102ZM30 244H32L31 241L29 242V245ZM25 245L27 246V241H25ZM117 247H119V246H117ZM198 248H199V245H198ZM117 249H119V248H117ZM110 250H107L106 254ZM22 255L24 257V250H22V248H20V249H18L16 251L15 257L17 259H19ZM6 259H8V258L6 257ZM180 260L181 259H178V261H180ZM183 260L188 262L187 259H183ZM9 262H10L9 260H6V262L3 263V264H9ZM113 262H116V261H113ZM0 264H1V262H0ZM259 264H263L262 261H260Z\"/></svg>","mask_w":264,"mask_h":264},{"label":"bare ground","instance_id":"obj_2","mask_svg":"<svg viewBox=\"0 0 264 264\" xmlns=\"http://www.w3.org/2000/svg\"><path fill=\"white\" fill-rule=\"evenodd\" d=\"M70 1V0H69ZM150 1V0H149ZM152 1V0H151ZM165 1V0H164ZM178 1V0H177ZM19 2V1H18ZM21 2H22V0H21ZM24 2H26V1H24L23 0V3ZM50 2V1H49ZM48 2V3H49ZM58 2H59V0H58ZM60 2H61V4L64 2V1H61L60 0ZM65 2H66V0H65ZM75 2V1H74ZM73 1H72V3H70L71 5L74 3ZM76 2H78V1H76ZM75 2V3H76ZM103 2H105L104 0H103ZM161 2V1H160ZM191 3H189L188 2V4H187V0H186V2H184V3H186L187 4V6H190V4H193L194 3V5H192L191 7L192 8H194L193 6H195L196 7V10L199 8V23H198V30L200 31H202V36H201V38L198 40V41H196V43H198V47L200 48V50H199V58H201L200 57V54L202 53H204V59H209V56H215L216 55V57H217V55H219V54H221V53H223V54H225V52L227 51V56H226V62H227V64H226V69H225V71L223 72V76L226 78L227 77V74L228 73H230V74H232V76H233V78H232V85H234V88H236V89H238L239 91H242V92H245V93H247V94H250V93H254L255 91H257V90H259V88H262V90L264 91V80H260V81H257V79L255 80H253L254 82L252 83L253 85L252 86H250V85H247L246 86V79H245V86H243L241 83H243L242 82V80H244V78L246 77V75L245 76H243V75H241V76H239V75H237V73H236V71L237 72H239V71H241V70H237L238 68H237V66L241 63L240 61H241V57H242V53H239V52H241L240 51V48H242V43H244L243 41H242V43H241V36L239 37V34H238V32H237V29H240L241 27L240 26H244L245 27V29H246V23L247 22H244V23H240V22H237V23H235L233 20H230V19H232V14H231V12L233 11V7L235 6V4H237V2H238V0H201V2H200V5H199V3H197V1H196V3H195V1L193 2L192 0L190 1ZM193 2V3H192ZM20 3V2H19ZM18 3V4H19ZM22 3V4H23ZM31 3V1H28V4H30ZM68 3V2H67ZM67 3H65L66 5H67ZM68 3V6H66V8L68 7L69 8V6H70V4ZM81 3V2H80ZM83 3V2H82ZM87 3H88V1H87ZM86 3V4H87ZM116 3V2H115ZM150 3L154 6V4L152 3V2H149V4H148V9L149 8H151L152 6L150 5ZM167 3V2H166ZM180 3H182V1H180L179 2V4ZM183 3V4H184ZM51 4V3H50ZM49 4V5H50ZM64 4V3H63ZM62 4V5H63ZM90 4V3H89ZM97 4V3H96ZM117 4V3H116ZM162 4H163V2H162ZM174 4H175V1H174ZM176 4H178V3H176ZM178 4V5H179ZM197 4V5H196ZM55 5H56V3H55ZM57 5H59L58 3H57ZM78 4H76L75 6H77ZM81 5V4H80ZM101 5V4H100ZM108 5V4H107ZM167 5H168V3H167ZM166 5V6H167ZM177 5V6H178ZM23 6H25L24 4H23ZM27 6V5H26ZM60 6V5H59ZM58 6V7H59ZM79 6V5H78ZM77 6V7H78ZM87 6V5H86ZM90 6V5H89ZM96 6V5H95ZM102 6V5H101ZM104 6V5H103ZM103 6H102V8H103ZM119 6H121V4L119 5ZM151 6V7H150ZM165 6V5H164ZM164 6H163V8H164ZM169 6V5H168ZM172 6H173V3H172ZM171 5H170V8L172 7ZM176 6V5H175ZM182 6L183 5H181V8H182ZM264 6V5H263ZM22 7V6H21ZM30 7V6H29ZM38 7V6H37ZM56 7V6H55ZM71 7V6H70ZM72 7H73V5H72ZM71 7V8H72ZM82 8H83V6H81ZM105 7V6H104ZM160 7H162V5L160 6ZM20 8V7H19ZM25 8V7H24ZM40 8V7H39ZM57 8V7H56ZM61 8V7H60ZM62 8H65V5H63L62 6ZM65 8V9H66ZM79 8V7H78ZM94 8V7H93ZM98 8H100V7H98ZM125 8V7H124ZM180 8V7H179ZM37 9V8H36ZM64 9V10H65ZM81 9V8H80ZM88 9V8H87ZM106 9V8H105ZM117 9V8H116ZM126 9V8H125ZM153 9V8H152ZM165 9V8H164ZM189 9H190V7H189ZM195 9V8H194ZM194 9H190L189 10V12H187V10H186V12L187 13H190V12H195V10ZM21 10V9H20ZM23 10V12H24V9H22ZM22 10H21V12H22ZM29 10V9H28ZM27 10V11H28ZM31 10V9H30ZM51 10V9H50ZM59 10V9H58ZM57 10V11H58ZM93 10V9H92ZM112 10H113V8H112ZM134 10V9H133ZM132 10V11H133ZM150 10V9H149ZM149 10H148V14L150 13L151 14V11L149 12ZM169 11H170V9H168ZM167 10V11H168ZM173 10H175V8H173ZM192 10V11H191ZM194 10V11H193ZM39 11V10H38ZM60 11H61V9H60ZM66 11H67V9H66ZM69 11V10H68ZM72 10H70V12H71ZM74 11H76V9L74 10ZM84 11V10H83ZM87 11H89V10H86V12ZM91 11V10H90ZM89 11V12H90ZM94 11H96V10H93V12ZM98 11L99 10H97V12L96 13H98ZM102 11V10H101ZM153 11V10H152ZM165 11V10H164ZM167 11H165V12H167ZM168 11V12H169ZM180 11V12H179ZM178 11V9H176V11L175 12H179V14L182 12L181 10H179ZM183 11H184V8H183ZM25 12H26V9H25ZM31 12V11H30ZM35 12V11H34ZM37 12V11H36ZM54 12V11H53ZM52 12V10H51V12L49 13L51 16H55L54 15V13ZM69 12V13H70ZM73 12V11H72ZM100 12V11H99ZM106 12V11H105ZM105 12H103V13H105ZM113 12V11H112ZM131 12V11H130ZM134 12V11H133ZM165 12H164V14H165ZM171 12V11H170ZM169 12V13H170ZM185 11L184 12H182V13H186ZM37 13H39V12H37ZM46 13V12H45ZM57 13V12H56ZM78 13V12H77ZM95 13V12H94ZM100 13H102V12H100ZM120 13V12H119ZM172 13V16H174L173 15V11L171 12ZM187 13H186V15H187ZM188 14V16L187 17H190L191 18V16H189V15H192V17H194L193 15L194 14ZM66 14H68V13H66ZM73 14V13H72ZM72 14H71V16H72ZM85 14V13H84ZM108 14V13H107ZM150 14H149V16H150ZM178 14V15H179ZM14 17H15V15L16 16H19V15H17L16 14V12H15V15L14 14H12ZM39 14H37V17L39 18V16H38ZM78 15H79V13H78ZM81 15V14H80ZM87 15V14H86ZM86 15H84V16H86ZM90 15V14H89ZM167 15H169L168 13H167ZM177 15V14H176ZM177 15V16H178ZM184 15V14H183ZM186 15H184L185 16V19H186ZM254 17H255V15L254 14H252ZM13 16H11V17H13ZM61 15H59V17H60ZM63 16V15H62ZM61 16V17H62ZM66 15H64V17H65ZM68 16V15H67ZM88 16V15H87ZM87 16H86V18H87ZM94 16V15H93ZM100 16V15H99ZM103 16V15H102ZM108 16V15H107ZM249 15H245V16H243V21H247L248 19H250V18H253L252 16L251 17H248ZM37 17H35V18H37ZM45 17V16H44ZM46 17H48L50 20H48V18L46 19V20H48L49 22H47L45 19H42V21H41V23H43V20H44V22L46 21L47 23H48V25L49 24H51L52 23V19L54 18H52L51 19V17L48 15V13H47V16ZM63 17V18H64ZM73 17H75V16H73ZM80 17V16H79ZM109 17H110V15H109ZM151 17V16H150ZM150 17L148 18L149 20H150ZM171 17V16H170ZM257 18H258V20L260 21V23L259 22H257L259 25H261L262 27L264 26V11L263 12H259L258 14H257V16H256ZM19 17H17V19H18ZM67 18V17H66ZM85 18V19H86ZM93 18V17H92ZM96 18V17H95ZM127 18V17H126ZM173 18V17H172ZM174 18H176V16H174ZM173 18V19H174ZM183 18V17H182ZM182 18H181V20H182ZM256 18V19H257ZM13 19V18H12ZM15 19H16V17H15ZM59 19V18H58ZM69 19V18H68ZM72 19V18H71ZM79 19V18H78ZM84 19V20H85ZM131 19V18H130ZM133 19H134V14H133ZM132 19V20H133ZM147 19V20H148ZM153 19V18H152ZM152 19L150 20V21H152ZM173 19H172V21H173ZM178 19V18H177ZM255 19V20H256ZM39 20H41V19H39ZM39 20H37V21H35V23H38L39 22ZM52 20V21H51ZM55 20V19H54ZM67 20V19H66ZM77 20V19H76ZM90 20V19H89ZM175 20V19H174ZM180 22H181V20H180V18L178 19ZM178 20H177V22H176V24L178 23ZM184 20V19H183ZM191 21H193L192 19H190ZM190 20H188V18L186 19V20H184V22H186V21H190ZM254 20V21H255ZM56 21V20H55ZM58 21V20H57ZM56 21V22H57ZM59 21H61V19H59ZM68 21V20H67ZM67 21H66V23L65 24H67ZM80 21V20H79ZM86 21H88V20H86ZM86 21H85V23H86ZM91 21H93V20H91ZM131 21V20H130ZM146 21V20H145ZM149 21V22H150ZM195 21V20H194ZM232 21V22H231ZM242 21V22H243ZM249 21V20H248ZM45 22V23H46ZM55 22V23H56ZM63 22H65V21H63ZM83 22V21H82ZM90 22V21H89ZM89 22H87V23H89ZM120 22V21H119ZM132 22V21H131ZM133 22H135V20H133ZM133 22H132V25H134L133 24ZM149 22H147V23H149ZM154 22H156V21H154ZM183 22V21H182ZM182 22H181V24H182ZM40 23V24H41ZM44 23V24H45ZM46 23V24H47ZM69 23H71V22H69ZM68 23V24H69ZM73 23H75L76 24V22H75V20L73 21L72 20V24H70V25H73ZM77 23H78V21H77ZM81 23V22H80ZM87 23H86V25H87ZM111 23V22H110ZM137 24L139 23V22H136ZM163 23V22H162ZM172 23V22H171ZM174 23V22H173ZM172 23V24H173ZM187 23V22H186ZM192 23V22H191ZM190 23V24H191ZM249 23V22H248ZM250 23H251V21H250ZM255 23V22H254ZM257 23H255V25H257ZM58 24V23H57ZM63 24V23H62ZM67 24V25H68ZM96 24V23H95ZM118 24V23H117ZM142 22H140V24H138V25H136V27H135V32H133V33H135V34H131L132 36L133 35H135L136 36V38L135 37H133L134 39H135V42H130L131 44L132 43H134L135 45H136V43H138V45H136V46H138V50L139 51H141L140 53H141V56H139V57H143V53L145 52V54L147 53V56L149 55L150 57V59H151V61H154L153 63H155V65H159V66H161V67H163V73L165 74V71L168 69V68H171L172 69V65H173V63H172V65L170 64V66L167 68V66L165 65V64H168V62L170 61H167L166 59H169V58H165L164 59V57L163 56H169V57H171L172 58V55L174 54V56H176L175 55V53H173L171 56H170V54H167V51H165L164 50V48H163V45H161V44H159L160 42H158V44H157V42H155L156 40L155 39H153L154 37L157 39L160 35H158V31H160V30H158L157 29V27H159V28H161L160 26L162 25V24H160V26L159 25H155V26H153V27H156V29L154 30V31H151V29L149 30V28H148V30L147 31H151V33L150 32H148V34H146V33H144V34H142L141 32V27H143L144 28V26H147V24H142ZM171 24V25H172ZM181 24H179V25H181ZM21 25V24H20ZM36 25L37 24H35V27H36ZM60 25H61V22H60ZM60 25H58L59 27H60ZM70 25H69V27H70ZM77 25V24H76ZM75 25V26H76ZM85 25V26H86ZM116 25V24H115ZM163 25H164V23H163ZM167 25V24H166ZM183 25V24H182ZM184 25H185V23H184ZM248 26H249V24H247ZM37 26H39V25H37ZM43 26H45V25H41V27L43 28ZM51 26H52V24H51ZM50 26V27H51ZM65 26V25H64ZM82 26V25H81ZM106 26V25H105ZM135 26V25H134ZM149 26H151V28H152V25H149ZM165 26V25H164ZM228 28H227V27ZM20 27V26H19ZM47 28L49 27V26H46ZM46 27H45V30H47L46 29ZM58 27V29H56L57 30V32H58V30L60 29ZM62 27V26H61ZM72 27H74V26H72ZM71 27V28H72ZM77 27V26H76ZM88 27V26H87ZM168 27V26H167ZM181 28H182V26H180ZM180 27H179V29H180ZM184 27H186V25L184 26ZM188 25H187V29H188ZM249 27H251V26H249ZM249 27H247L248 29H250V30H252L251 28H249ZM257 27H259V26H257ZM261 27V28H262ZM17 28H18V26H17ZM40 28V27H39ZM39 28H36V29H39ZM52 28H54V26L52 27ZM52 28H50V30H52ZM56 28H57V25H56ZM63 28V27H62ZM61 28V29H62ZM75 28V27H74ZM91 28V26H90V24H89V29ZM96 28V27H95ZM94 28V29H95ZM99 28V27H98ZM134 27H132V29H133ZM143 28H142V30H143ZM146 28L147 27H145V30H146ZM163 28V27H162ZM166 28V27H165ZM171 28V30H172V28H176V27H174V26H171L170 27ZM178 28V27H177ZM185 28V30H187ZM237 28V29H236ZM16 29V28H15ZM49 29V28H48ZM55 29V28H54ZM60 29V30H61ZM65 29V28H64ZM70 28H68V31H71V29L69 30ZM77 29V28H76ZM79 29V28H78ZM85 29V28H84ZM110 29V28H109ZM258 29V28H257ZM35 31V33L37 32L36 30H35V28L34 29H31V31ZM40 30V29H39ZM55 30V31H56ZM83 30V29H82ZM107 30V29H106ZM153 30V29H152ZM158 30V31H157ZM177 29H175V31H174V29H173V31L176 33L177 31H176ZM234 31V32H232V35L230 36V37H227L226 36V32L227 31ZM247 30V29H246ZM262 30H263V28H262ZM15 31V30H14ZM63 30H61V32H62ZM67 31V28H66V33L68 32ZM77 31H79V30H77ZM80 31H81V27H80ZM92 31V30H91ZM97 31H99L98 33H100V30H96L95 32H97ZM105 31V30H104ZM180 31V30H179ZM199 31L197 32V34H199ZM259 31V30H258ZM48 32H49V30H48ZM51 32H53V33H55L54 31H51ZM50 32V34H53V33H51ZM56 32V33H57ZM63 32H65V30L63 31ZM74 32V31H73ZM86 32V31H85ZM90 32V31H89ZM109 32V31H108ZM152 32H156V34L158 35V37H156V36H154L153 34H152ZM181 32V31H180ZM182 32L183 33H186L184 30H182ZM246 32H248V30L246 31ZM263 32V31H262ZM31 33V32H30ZM29 33V36L30 37H32V38H34L35 37V33H31V34H34V36H31V34ZM59 33H60V31H59ZM59 33L57 34V36L59 37ZM70 33V32H69ZM149 33H150V35H149ZM170 33H172L173 34V32L171 31ZM179 33V32H178ZM178 33H176L177 35H179ZM61 34V33H60ZM64 33H62V35H63ZM75 34V33H74ZM78 33H76V35H77ZM97 34V33H96ZM146 34V35H145ZM151 34H152V36H151ZM155 34V35H156ZM159 34H160V32H159ZM171 34V35H172ZM238 34V35H237ZM248 34V33H247ZM44 35H45V33H44ZM49 35V34H48ZM67 35V34H66ZM87 35V34H86ZM143 35H145V36H147V35H149V37L151 36L152 37V39H151V37H150V40L151 41H149V37H147L148 38V40L146 39V38H144L145 36H143ZM174 35V34H173ZM176 35V37H178ZM181 35H182V33H181ZM180 35V36H181ZM184 35H186V34H184ZM78 36H80V35H78ZM82 36V35H81ZM80 36V37H81ZM84 36V35H83ZM131 36V37H132ZM154 36V37H153ZM170 36V35H169ZM183 36V35H182ZM258 35H257V32H256V37H257ZM262 36V35H261ZM261 36H259V37H261ZM263 36H264V32H263ZM262 36V38L261 39H259V41H257L258 43H259V45H257V47L256 48H254V45H251L252 43V40H251V42H249V46L250 47H247L246 49L247 50H249L248 51V54H247V56L248 55H250V54H253V52H255V50H256V55H257V57H258V59H256V61H258L259 63H261L263 66H264V37ZM28 37V36H27ZM56 37V36H55ZM73 37V36H72ZM71 37V38H72ZM75 37V36H74ZM85 37V36H84ZM92 36L90 35V38H91ZM171 37V36H170ZM176 37H172L173 39L175 38L176 39ZM259 37H257V38H259ZM29 38V37H28ZM31 38V39H32ZM62 38V37H61ZM65 38V37H64ZM70 38V40H72ZM78 38V37H77ZM94 38H96V40H97V37H94ZM98 38H100V37H98ZM167 38V37H166ZM180 38H182V37H180ZM66 39V38H65ZM89 39V38H88ZM93 39V38H92ZM165 39V38H164ZM164 39L162 40V38H161V40L164 42ZM178 39L179 38H177V42H179L178 41ZM183 39V38H182ZM182 39H180V41H182ZM33 40H35V41H37L38 39L35 37V39H33ZM56 40V39H55ZM57 40H60V38L59 39H57ZM56 40V41H57ZM84 40V39H83ZM85 40H86V38H85ZM100 41H101V38L99 39ZM98 40V41H99ZM166 40H169L168 42H170L171 41V38L169 39H166ZM243 40V39H242ZM254 40H255V37H254ZM257 40V39H256ZM35 41H33L34 43H35ZM56 41H55V44L57 45V43H56ZM61 41V40H60ZM59 41V42H60ZM63 41V40H62ZM61 41V42H62ZM74 41V40H73ZM77 41V40H76ZM79 41L80 40H78V42L77 43H79ZM133 41V40H132ZM137 41V42H136ZM152 41H154V43H152ZM158 41V40H157ZM173 41V40H172ZM185 40H183V42H184ZM32 42V43H33ZM65 42L66 41H64L63 43L65 44ZM67 42H68V40H67ZM95 42H97V41H95ZM168 42H167V44H168ZM186 42V41H185ZM184 42V43H185ZM33 43V44H34ZM72 43H75V42H72ZM71 42L69 43V44H72ZM77 43H75V45L77 44ZM89 43H90V41H89ZM122 43V42H121ZM172 42H170V44H171ZM212 43V44H211ZM246 43V42H245ZM255 43V42H254ZM31 44V43H30ZM33 44H32V46H33ZM54 44V45H55ZM69 44H68V46H69ZM91 44V43H90ZM90 44H87L88 46H90ZM94 45H96L95 47H97V48H99V46L98 45H100V44H97V43H93ZM133 44V45H134ZM168 45L167 47H169L167 50L168 51H170V48H172L173 46V44L175 45V41H173V44L172 45ZM226 44H227V46H226ZM256 44V43H255ZM83 45V44H82ZM84 45H86V44H84ZM83 45V46H84ZM92 45V44H91ZM94 45H92L93 47L92 48H94ZM126 45V44H125ZM128 45V44H127ZM133 45L132 46H130V47H132L133 48ZM178 45H179V43H178ZM177 45V46H178ZM57 46H59V48H60V44L59 45H57ZM63 46H65V45H63ZM176 45L174 46V47H177ZM180 46V45H179ZM177 47V48H180V47ZM237 46V48H238V50H234V48ZM246 46V45H245ZM245 46H243V47H245ZM247 46H248V43H247ZM53 47V46H52ZM62 47V46H61ZM70 47V46H69ZM71 47H73V45L71 46ZM85 47H87V46H85ZM124 47H126V46H124ZM123 47V48H124ZM165 47V46H164ZM203 47V48H202ZM2 45H1V49L0 50H2ZM5 48V47H4ZM6 48H8V47H6ZM51 48V47H50ZM58 48V49H59ZM79 48V45H78V47H77V49ZM81 48H82V46H81ZM90 48V47H89ZM134 48H136V49H132L133 51H136L137 52V54L139 53L138 51H137V47H134ZM166 48V47H165ZM176 48V49H177ZM30 49V48H29ZM55 49V48H54ZM54 49H52V50H54ZM83 49V48H82ZM96 49V48H95ZM94 49V50H95ZM176 49L174 48V51H176ZM245 49V50H246ZM5 50V49H4ZM46 50H50V49H46ZM46 50H45V52H46ZM56 50H57V48H56ZM62 50V49H61ZM68 50V49H67ZM66 50V53H68V51ZM71 51H72V49H70ZM76 50V49H75ZM81 50V49H80ZM80 50H78V51H80ZM85 50H88V49H85ZM91 50V49H90ZM98 49H96V51H97ZM130 50H131V48H130ZM178 50V49H177ZM180 50V49H179ZM246 50V51H247ZM254 50V51H253ZM33 51V50H32ZM173 51V50H172ZM172 51H170L171 53H172ZM173 51V52H174ZM242 51H243V48H242ZM251 51V52H250ZM1 53H3L4 51H0ZM7 52V51H6ZM5 52V53H6ZM27 52V51H26ZM28 52H30V51H28ZM82 52H83V50H82ZM87 52V51H86ZM135 52V53H136ZM143 52V53H142ZM169 52V53H170ZM179 52V51H178ZM244 52V51H243ZM250 52V53H249ZM5 53H4V57L6 56L5 55ZM8 53V52H7ZM48 53V52H47ZM92 53V52H91ZM94 53H95V51H94ZM180 53V52H179ZM179 53H178V55H179ZM247 53V52H246ZM34 54V53H33ZM45 54V53H44ZM71 54H73V53H71ZM85 54V53H84ZM87 54H88V52H87ZM133 54H134V52H133ZM137 54H136V56H137ZM144 54V55H145ZM166 54V55H165ZM177 54V53H176ZM201 54V56H203ZM25 55H26V53H25ZM27 55H28V53H27ZM47 55V54H46ZM78 55V54H77ZM90 55V54H89ZM88 55V56H89ZM135 55V54H134ZM134 55H132V58H133V56ZM244 55V54H243ZM42 56H45V55H43L42 54ZM75 56V55H74ZM136 56H134V58L136 57ZM173 56V57H174ZM251 56V55H250ZM72 57V56H71ZM87 57V56H86ZM146 57V56H145ZM145 57H143V59H145ZM177 57V56H176ZM176 57H174V59L176 58ZM46 58V57H45ZM66 58V57H65ZM77 58V57H76ZM76 58H74V59H76ZM133 58V59H134ZM147 58V57H146ZM170 58V59H171ZM10 59V58H9ZM39 59H42V57L41 58H39ZM48 59V58H47ZM72 59V58H71ZM70 59V60H71ZM74 59L72 60V61H74ZM136 59V58H135ZM142 59V58H141ZM141 59H139V60H136V65L138 64V65H140L141 64V62L143 61L144 62V60H142L141 62H140V60ZM149 59V60H150ZM166 60L167 61V63H165L164 64V60ZM176 59H178V58H176ZM176 59H175V61H176ZM252 59V58H251ZM43 61H44V59H42ZM46 60V59H45ZM49 60V59H48ZM149 60H147L149 63H151L152 64V62H150ZM172 60V59H171ZM3 61V59L1 60V62ZM7 61V60H6ZM9 61V60H8ZM110 61H112V60H110ZM117 61H118V59H117ZM165 61V62H166ZM174 61V60H173ZM177 61H179V60H177ZM177 61L175 62V64H174V66H178V69H179V64H176L177 63ZM181 61V60H180ZM204 61V60H203ZM255 61V60H254ZM0 62V65L1 64H3V63H1ZM41 62V61H40ZM45 62V63H44ZM43 63L46 65V62L48 63V61L46 60V61H44ZM66 63H67V61H65ZM146 62V61H145ZM144 62V63H145ZM172 62V61H171ZM170 62V63H171ZM38 63V62H37ZM42 63V66L44 65ZM49 63H50V60H49ZM179 63V62H178ZM239 63V64H238ZM40 64V63H39ZM113 64H114V62H113ZM147 64V63H146ZM57 65H59V64H57ZM63 65V64H62ZM72 65V64H71ZM70 65V66H71ZM77 65V64H76ZM110 65V64H109ZM108 65V66H109ZM142 66H144L143 64H141ZM140 65V66H141ZM260 65V64H259ZM261 65V66H262ZM60 66V65H59ZM67 66V65H66ZM116 66V65H115ZM117 66H118V64H117ZM139 66V67H140ZM149 66L150 65H148L147 67H148V71H149ZM173 66V67H174ZM72 67H73V65H72ZM76 67V69H78L77 68V66H74V68ZM112 67H114V66H112ZM137 67V66H136ZM144 67H146V66H144ZM147 67L145 68V70H143V73L142 74H148L149 72L148 71H146L147 70ZM158 67V66H157ZM240 67V66H239ZM242 67V66H241ZM258 66H256V68H257ZM64 68V67H63ZM67 68V69H66ZM71 68V67H70ZM73 68V69H74ZM108 68H109V70H110V67H107V70H108ZM118 68V67H117ZM176 68V67H175ZM175 68L172 70V71H175ZM205 68V67H204ZM247 67H245V69H246ZM259 68V67H258ZM257 68V69H258ZM44 69V68H43ZM57 69H60V68H57ZM69 68L68 67H65L64 68V71H63V73H61V74H69V72H67V70H68ZM85 69V68H84ZM114 69H115V67H114ZM177 69V70H178ZM202 69V68H201ZM199 69L200 71H199V73L202 71V70H204V69ZM241 69V68H240ZM244 68H242V71L243 70H245ZM249 69V68H248ZM70 70V69H69ZM80 70V69H79ZM107 70H105V71H107ZM112 70V69H111ZM118 70V69H117ZM116 70V71H117ZM151 70V69H150ZM176 70V71H177ZM180 71H181V69H179ZM179 70L177 71L178 73H179ZM206 71L208 70V69H205ZM204 70V71H205ZM252 70V69H251ZM82 71V70H81ZM84 71V70H83ZM87 71V70H86ZM85 71V72H86ZM145 71V72H144ZM152 71V70H151ZM60 72V71H59ZM84 72V73H85ZM108 72V71H107ZM110 72H115V70H113V71H110ZM109 72V74H111ZM146 72H148V73H146ZM167 72V71H166ZM168 72H169V74H170V69L168 70ZM192 72V71H191ZM194 72V71H193ZM244 72H247V69L244 71ZM248 75L247 76H249L250 78H248V79H250V81H251V76L253 75H250L251 73H252V71H249L248 70ZM29 73V72H28ZM50 73H53V72H50ZM74 73H77V72H75L74 71ZM73 73V74H74ZM81 73H83V72H81ZM83 73V74H84ZM135 73H137L136 71H135ZM152 73V72H151ZM173 73L174 72H171V74H172V76H173ZM208 71L207 72H205V74H204V72H202V73H200V74H204L203 75V77H199V79L197 80V78H195L193 75H191L190 74V77L188 78V79H185V78H183V80H182V89L180 90V92H179V96H178V100H176V103H174V104H177V102H178V104H177V108H175V110L174 109H172L171 111H173L174 110V113H175V119L173 118V120H175L174 122H172L173 120H172V118L170 117L168 120H170L171 122L170 123H172L173 125H171V126H173V127H175V129H174V131L172 130L171 131V133L173 132V134H170V135H173L172 137H171V140L173 139V137H174V139H175V141H176V144L174 145V148L173 149H168L169 150V152H170V154H171V152L173 151V153H174V155H177L176 153H179V147L178 146H180L181 144L179 143V142H182V133L180 134V133H178V131L176 132V130L178 129V127H179V129H180V131H181V127H183V126H185V125H183L184 124V122H185V120H186V118L188 117V119L186 120L187 121V123H188V120H189V122H190V125H192V126H195V128L197 127V125L199 124V130H201V127H200V125L202 126V129H203V131H205V132H207L208 133V131H209V128L207 127L208 126V124H209V122H210V117H209V112L210 111H212V110H214V112L216 113V115L218 116L217 118H218V123H217V126H222L221 125V122L225 119V118H222L223 117V115H224V112H225V110H226V105H227V99H226V97H223V98H221V96H220V94H221V92L220 93H218V91H215V92H213V91H211V84L213 85V83L209 80L210 78L208 77ZM241 73H243V72H241ZM241 73H238V74H241ZM256 73V72H255ZM30 74H34L33 72H31V73H29V75L27 76V74H26V77H25V79H23L24 77H22L23 75H21L20 74V76H15V78L17 79V80H15V79H12V77L10 76L9 77V79H8V76H6L7 77V79L9 80V81H7L6 80V77H5V83L3 84V82H2V84L0 85V90L2 89V90H4L2 87H8V86H12V88H19V86H21L22 87V84L20 83V82H23V84L26 86L27 85V89H28V87H33V88H35V89H37L36 88V86H37V84L39 83V82H41V78H44V77H47V75H46V72H43V73H41V75H37V77L36 78H34L35 76H32V75H30ZM42 74H44V76H42ZM58 74V73H57ZM68 74H67V76H68ZM115 75V73H112L110 76L112 77V75ZM150 74V73H149ZM164 74H161L162 75V77H158V82L160 81V83H159V85L157 86L155 83H154V81H155V79L153 78L154 76H155V74H153V76H151V75H149L148 77H146L145 75H142V76H145V77H142L140 80L142 81H145V84H146V87L148 88V90H147V93H146V90H144V92L146 93L145 94V98L144 99H146L145 101H148V100H150L151 102H149V103H153L154 101H155V103H157L158 102V105L159 106H157V104H156V106H157V108H159L160 106H167V104H166V102L162 105V103H161V105L159 104V102H161L160 101V98L163 96L162 95V93L163 92H165V93H167L166 91H168L169 89H170V85L168 84V79L170 78V76H169V78L168 79H166L165 77H164ZM194 74V73H193ZM195 74H196V72H195ZM244 74H246V73H244ZM59 75V74H58ZM72 75V74H71ZM113 75V76H114ZM137 75H138V73H137ZM168 75V74H167ZM262 75V74H261ZM53 76V75H52ZM51 75H50V77H52ZM70 76V75H69ZM171 76V77H172ZM259 76V75H258ZM264 76V75H263ZM71 77V76H70ZM244 77V78H243ZM3 78V77H2ZM56 78H57V76H56ZM60 78V77H59ZM67 78V77H66ZM75 78V77H74ZM136 78H137V76H136ZM135 78V79H136ZM140 78V77H139ZM139 78L137 79L138 81H139ZM264 78V77H263ZM4 79V78H3ZM22 79V80H21ZM62 79V78H61ZM68 79V78H67ZM66 79V80H67ZM71 79V78H70ZM156 79H157V77H156ZM57 80V79H56ZM63 80V79H62ZM72 80V79H71ZM70 80V81H71ZM78 80V79H77ZM137 80H135V81H137ZM165 80V81H164ZM168 80V81H167ZM197 80V81H196ZM259 80V79H258ZM2 81V80H1ZM43 81H44V79H43ZM46 81V83L45 84H47V80H45ZM44 81V82H45ZM52 81V80H51ZM74 81V80H73ZM249 81V80H248ZM249 81V84H251V82ZM18 82V83H17ZM50 82V81H49ZM48 82V83H49ZM67 82V81H66ZM66 82H65V85H66ZM75 82V81H74ZM98 82H101V81H98ZM125 79H123V82H122V84L121 85H124L125 84ZM167 82V83H166ZM54 83H56V81L54 82ZM68 83H69V80H68ZM102 83V82H101ZM101 83H97V84H100V86L101 87H103V84L101 85ZM144 82H142L141 83V85H140V82H139V85L140 86H145L144 84H143ZM169 83H171V82H169ZM178 82H176V84H177ZM62 84V83H61ZM60 84V85H61ZM76 84V83H75ZM84 84V83H83ZM138 83H136L135 85H137ZM169 86H168V85ZM19 85V86H18ZM23 85V86H24ZM40 85V84H39ZM55 85V84H54ZM60 85H58V87L60 86ZM67 85H69V84H67ZM95 85V84H94ZM134 85V84H133ZM163 85L164 86H168V89L167 90H165V91H163ZM172 85V84H171ZM42 86H44V85H42ZM56 86V85H55ZM70 86H72V85H70ZM75 86V85H74ZM87 86H88V84H87ZM86 86V87H87ZM100 86H98V88L100 87ZM160 86H162V88H160ZM20 87V89H23L24 87H22L21 88ZM120 87V86H119ZM118 87V88H119ZM146 87H144L145 89H146ZM11 88V87H10ZM48 88H50V87H48ZM47 88V89H48ZM56 88V87H55ZM66 88V87H65ZM70 87H68V89H69ZM93 89H94V87H92ZM104 88V87H103ZM143 88V87H142ZM156 88H160L158 91H157V89ZM167 88V87H166ZM166 88H164V89H166ZM7 89V88H6ZM8 89H9V87H8ZM7 89V92H9V90ZM44 89V88H43ZM46 89V88H45ZM44 89V90H45ZM62 89V88H61ZM72 89V88H71ZM70 89V90H71ZM76 89V88H75ZM74 89V91H73V98H72V100L71 101H68V100H70L69 99V96H70V98H71V93H69V94H71V95H68L67 96V98L66 99H68V100H66L68 103H66L65 104V101H63L64 102V104L62 103V102H58V105H56V106H59L58 108H55V110H56V112L55 113H52V112H50V113H52L51 114V120L49 121V124H48V126H47V119H46V123H44L46 126H44V127H46L45 128V130L43 131L42 130V128L41 129H36L35 127L36 126H39L40 124H41V122H38L39 123V125H38V123L35 125V123H33L32 124V122L30 121L31 119L30 118H32V117H25V116H23L22 118H26V119H28L27 120V122H28V125L27 124H25L24 122H23V120L21 119V120H19V121H22V123H24V124H22V126L20 125L19 126V122L17 121V128H19V129H13L14 131H16V130H18L19 131V133H23L22 132V130L24 131V134H22L23 136H21L20 135V137L19 136H17V137H19L18 139L20 140V143H21V145L22 146H20V147H24L23 146V144H22V142L21 141H23L22 139H27L26 141L27 142H29L30 144H26L25 145V140L23 141V143H24V145L26 146V147H31L32 145L31 144H33L32 142H35V144L37 143L36 141L38 140V137H39V139L40 140H43L44 142H47L46 144H45V146H44V144H42V146H40L39 147V150L38 149H36V150H38V151H34L35 153L33 154V150L36 148L35 146V144H33V145H35L34 147H31V148H28V149H30L31 151L30 152H32L31 153V155H29V153H27L26 154V150L28 151V149L25 147V149H23V150H25V151H23V150H20V148H19V151H21L22 153L21 154H19L20 152H18V150L15 152V156H14V154L12 155V150L10 149L9 150V152H8V148L12 145V143H10V142H14V140H13V138H17L16 137V135L17 134H19L18 132L16 133V134H13L14 132L13 131H10V133L11 132H13L12 134L15 136H13V138L11 139V135L12 134H9L8 136H10L9 138L11 139V140H13V141H8V140H5V139H7L8 137H6V138H1V136H3L5 133L4 132H9V130L7 131V129L8 128H6V123L4 124L2 121H0V124H3L4 126H5V128L3 127L2 128V126H1V129H3V130H0V132L3 134H1L0 133V209H4V206H6L7 208H9V210L7 211V213H5V214H2V218L3 219H7L6 218V216H11V215H16V216H21V215H24V214H26V222H27V225H28V230H27V233H26V235H25V233L23 234V236H22V238H21V242H20V244H19V246L18 247H13L12 245H11V240H9V241H7V236H8V234L10 233V231H12L11 230V226H8L10 223H11V219H8L7 221V224H3V223H1L0 224V262H1V264H3V263H5L6 262V260H9L10 262H9V264H31L32 263V260L34 259V257L37 255H42L43 254V251H41V252H39V251H37V248H38V245H39V240H40V238H45V236H46V234L48 233V232H50V231H53L55 228H57V227H59V226H62V225H64L65 224V235H66V239H65V241H64V244L62 245V248H61V251L64 249V260L66 261V263L67 264H125V262L123 261V257H124V255H125V253L127 252L128 253V249L130 248V246L131 247H135V242L136 241H134V239H136V237L139 235V232L137 231L136 232V229L137 228H135V227H137L136 225H135V227H134V239H133V237H132V235H130V232H129V227L131 226V222H129L130 224V226L129 227H127L128 226V224H127V220L125 221L122 217H124V216H120L125 222H123V223H126L127 224V226L125 227L124 225H122L123 223H121V227L123 226V227H125V228H127L126 229V231H124V229H121V231H120V229H119V222L122 220H120L119 222H118V219L117 218H115L116 220V224H117V222H118V228H117V226H116V224L114 225V220H113V222L112 221H110L109 219H107V220H109L108 221V223L109 222H112V223H110V224H112V226H114L113 227V229L111 228L112 226L111 225H107L106 227H107V229L105 228V225L107 224V220H106V223L105 224H103V213H109V212H106V210L104 209V211H102V209H100V211L101 212H103V213H100L99 212V210H97V212H99V214L97 215V217H99L98 219H96L97 217H95V221H92L91 220V218H92V216L94 215V216H96L95 214L96 213H93V215L91 216V212L89 213V211L90 210H92V209H90V208H92V207H90L89 208V206H88V209H89V211L87 210V209H85V207H84V209L85 210H87L88 212L87 213H89L88 214V216H90L91 218H89L88 217V219H90L92 222V224L91 223H89L90 221L88 220V221H86V222H88L89 224H91V225H86L85 227L86 228H84V226L83 225H85V224H82L81 222H80V220L81 219H79L80 218V215H81V213H82V211H79L78 210V212L76 213L77 215H79V218L78 219H68L67 220V222L66 221H60V220H57L56 222H49V221H46L45 222V227L43 226V228H42V225H43V221H44V219H47V216L44 214V213H46V209L51 205V201H52V198H53V195H54V190H48L47 191V193H46V195H45V197L44 198H46V201H49V203H45V204H48L47 206H46V209H44L45 210V212L42 214V218L43 219H39V217H37V216H39L38 214H39V210L41 209L42 210V207L40 206V202H41V200H42V198H43V196H44V194H45V191H44V189L43 188H45V182H46V186H48L47 185V183L50 181H48L47 180V175H46V173H47V171L48 170H50V169H53V168H57L58 170L60 169V171L61 170H63L64 169V167H65V165L68 163V161H69V164L71 165L72 163H74V162H79V158H80V156H79V154H80V152L81 151H79L78 149H77V155L75 156V157H73L72 155H71V152H73V150H75V146H77L78 145V143H79V145H82V144H80V140H78V138L77 137H72V136H74V135H77V132H76V129H75V131H73L74 129L72 128V125H73V122H75L77 119L75 118V115L73 114V111L74 110H76V108L75 107H77L78 105H76L75 103H77L76 102V99H79L78 98V96H79V92H78V86H77V89L75 90ZM100 89L101 90H103V93L105 92L104 90L105 89H102V88H99V92H100ZM122 89V90H121ZM121 89H119L118 91H120V93H121V91H123V88H121ZM172 89L173 88H171V91H172ZM10 90H12V89H10ZM26 90V89H25ZM42 90V89H41ZM82 90V89H81ZM95 90L96 91H98V89H96V87H95ZM126 91H127V89H125ZM143 90V89H142ZM142 90H140V92H141V94H142ZM6 91V90H5ZM24 91V90H23ZM38 91V90H37ZM37 91H35V92H37ZM49 91V90H48ZM47 91V92H48ZM63 91V90H62ZM66 91H67V89H66ZM69 91V90H68ZM80 91V90H79ZM90 91V90H89ZM125 91V92H126ZM138 91V90H137ZM136 91V92H137ZM13 92V91H12ZM19 91H17V93H18ZM34 92V91H33ZM39 92V91H38ZM43 92H45V91H43ZM46 92V93H47ZM54 92V91H53ZM82 92H83V90H82ZM95 92V91H94ZM143 92V93H144ZM169 92V91H168ZM2 93V92H1ZM4 94L6 93V92H3ZM10 93H11V91H10ZM21 93V92H20ZM92 93V91L90 92V94ZM100 93H102V91L100 92ZM100 93H98V94H100ZM102 93V94H103ZM119 93V92H118ZM119 93V94H120ZM122 93H124V91L122 92ZM121 93V94H122ZM4 94H0V96L1 95H3V97H4ZM8 94V93H7ZM13 94H15V95H10V96H12V97H10V96H7V98L5 99V98H2V96H1V98L2 99H4V100H8V103H10V105H11V107H8V106H6V105H4L3 106V108L6 106V108L8 109V110H10V112L7 110V112H6V108L4 109L5 110V112H6V114L4 115V112L2 113L5 117H6V119H5V121H7V127H8V123H9V126H11V122H12V126L15 124V121H14V117L16 116V118H18L17 117V111L18 110H23V109H25V110H28L30 113L29 114H31V116L33 115V113H37V114H35L36 116L38 115V113H40L41 114V116H45V115H42L43 114V112H45V109H44V107L42 106V102H41V104L39 103V102H37L38 100H34V99H36L37 97H35L34 99H32L31 101H30V99L31 98H29L28 97V99H29V103H26L27 102V100L26 99H23L22 98V96L20 97L18 94H16V93H13ZM28 94V93H27ZM44 94V93H43ZM63 94H65V93H63ZM68 94V93H67ZM97 94V98H96V95H92V97L93 98H96V99H98V101H100V99H101V95L102 94H100V95H98ZM120 94V96H127V97H125V98H128V95L127 94H123V95H121ZM131 94V93H130ZM135 94L136 93H134V96H135ZM138 94V93H137ZM136 94V95H137ZM9 95V94H8ZM30 95H31V93H30ZM40 95V94H39ZM58 95H59V93H58ZM61 95H62V93H61ZM103 95H105V94H103ZM133 95V94H132ZM162 95V96H161ZM165 95V94H164ZM35 96V95H34ZM44 96V95H43ZM60 96V95H59ZM90 96V95H89ZM95 96V97H94ZM98 96H101V97H98ZM144 96V95H143ZM142 96V97H143ZM167 96V95H166ZM11 99H10V98ZM25 97V96H24ZM51 97V96H50ZM61 97V96H60ZM118 98H119V95L117 96ZM130 98H131V96H129ZM137 97H139L138 95H137ZM250 97H252L251 98V100H249L248 102H246L245 103V105H243V108L240 110V112H241V114L242 115H244V116H247L248 114H253L252 116H255V118H254V120L253 121H255V119H257L258 121H257V123H259V126L257 127L258 128V130L257 131H255V134H252V137H251V140H250V142L248 143V146H250V148H252V150L253 151H255L257 154H259V158L258 159H255V161H257V163L256 162H254L253 161V163L252 162H249V167L248 168H246V171H245V178H246V181H247V183L249 184V182H250V184H249V188H248V190L246 191V199H247V207H246V210L248 211V213H249V217L251 218V219H254L253 220V223L251 224V225H248L247 226V228H246V230H247V233L249 234V238H250V240H251V237H252V242H246V245L244 246V247H241L239 250H240V253L238 254L239 256H240V258L241 257H248L250 260H251V263L252 264H259L260 263V261H262V263L264 264V252H263V246L260 248V241L258 240L257 241V238H259V236H260V232H261V229H260V227H261V223H260V225H259V219H257L258 217H260L261 215L263 216L264 215V117H258V116H260L259 114L261 113V111H264L262 108H264L263 106H259V98H260V95L259 94H256V95H251ZM32 98H33V96H32ZM43 98V97H42ZM92 98V100L93 101H95L94 99ZM118 98H116L118 101H119V99ZM121 98V97H120ZM125 98H123L122 97V99L123 100H125ZM130 98H128V99H130ZM134 98V97H133ZM163 99L162 100H164V98H166V97H162ZM167 98H168V96H167ZM167 98L164 100V101H167V103H168V100L171 98V96H169V99L167 100ZM2 99H0V100H2ZM9 99H10V102H9ZM49 99H51V98H49ZM54 99V98H53ZM52 99V100H53ZM59 99V98H58ZM90 99V98H89ZM103 99V98H102ZM115 99V100H116ZM122 99H120L121 101H122ZM135 99V98H134ZM26 100V101H25ZM55 100H57V99H55ZM82 100H83V98H82ZM91 100V101H92ZM131 100V99H130ZM128 101L127 100V102H131V101ZM137 100V99H136ZM140 100H141V98H140ZM171 100V99H170ZM42 101V100H41ZM48 101V100H47ZM51 101V100H50ZM59 101H62L61 100V98H60V100ZM80 101V100H79ZM89 101V100H88ZM102 101V100H101ZM100 101V102H101ZM118 101H117V103H115V104H118ZM132 101H134L135 102V100H133L132 99ZM144 101V100H143ZM144 101V102H145ZM153 101V102H152ZM4 101H2V102H0L1 104L3 103ZM7 102V101H6ZM35 102V103H34ZM44 102V101H43ZM97 104L96 105H98V106H100V105H102V103L103 102H99V104H98V102H97V100L95 101ZM116 102V101H115ZM124 102V101H123ZM123 102H120L119 101V103H123ZM127 102H125V103H127ZM137 102V101H136ZM135 102V103H136ZM140 102H142V101H140ZM144 102H142L143 103V106L144 107H146V105H145V103ZM170 103H172V101H169ZM235 101L234 100H231V101H229V103L230 104H233ZM78 103H80V102H78ZM105 103V102H104ZM125 103H124V105H125ZM133 103V102H132ZM132 103H131V105H132ZM155 103H154V105H155ZM0 104V106H2L3 104H6V103H3L2 105ZM45 104V103H44ZM50 104V103H49ZM89 104V103H88ZM94 104V103H93ZM93 104H92V106H93ZM138 104V103H137ZM146 104H148V103H146ZM174 104H172V106L174 105ZM83 105V104H82ZM119 105V104H118ZM117 105V106H118ZM126 105H129V104H126ZM135 105V104H134ZM139 105V104H138ZM154 105H152V107L154 106ZM255 105V106H254ZM84 106V105H83ZM89 106H91V105H88V107L87 108H89V109H93L94 110V108L96 109V107L95 106H93L94 108H90ZM104 106V105H103ZM102 106V107H103ZM140 106V105H139ZM138 106V107H139ZM171 106V108H173ZM254 106V107H253ZM258 106V108H256ZM74 107V108H73ZM79 107H81V106H79ZM101 107V106H100ZM101 107V108H102ZM106 107V106H105ZM121 107V106H120ZM127 107V106H126ZM130 106H128L127 107V109L129 108ZM140 107H142V105L140 106ZM144 107H142V109H144ZM148 107V106H147ZM146 107V108H147ZM149 107L150 108H152L150 105H149ZM155 107V106H154ZM153 107V109H150V110H153L155 113H156V110H158V109H155ZM167 107H170V105L169 106H167ZM262 107V108H261ZM2 107H0V109H1ZM2 108V109H3ZM47 108V107H46ZM52 108V107H51ZM84 108H85V106H84ZM132 108H134L133 110H137V108H135V107H133L132 106ZM146 108H145V110H146ZM161 108V107H160ZM2 109L0 110V118H1V116H2V114H1V112H2ZM78 109V108H77ZM89 109H86V110H88L89 111ZM104 109V107L102 108V110ZM123 109V108H122ZM140 109V108H139ZM138 109V111H141V109L139 110ZM155 109V110H154ZM162 109H165V107L164 108H162ZM234 110H231V114L232 115H235L236 117L238 116V114L236 113V111H237V109L236 108H233ZM3 110V111H4ZM23 111V112H26V111ZM52 110V109H51ZM81 110V109H80ZM83 110V109H82ZM101 110V109H100ZM125 110H126V108H125ZM129 110H130V112H132L131 110V108L130 109H128L127 110V112H129ZM160 110V109H159ZM166 111H167V108L165 109ZM49 111V110H48ZM47 111V112H48ZM76 111H78V110H76ZM91 111V110H90ZM96 111V110H95ZM95 111H93L92 113H94L93 115H92V117H96L97 115L95 114V113H97V112H95ZM144 111V110H143ZM162 111H164V110H162ZM23 112H21L22 114H23ZM54 112V111H53ZM75 112V111H74ZM82 112V111H81ZM147 112V111H146ZM257 112H259L258 114H257ZM11 113H13V114H15V116L13 115V114H11ZM78 113V112H77ZM80 113V112H79ZM83 113H85V112H83ZM87 113V112H86ZM82 114V119H84L85 117H84V115H86V116H89V117H91V113H90V115H87V114ZM88 113V114H89ZM101 113V112H100ZM134 113H135V111H134ZM137 113H139V112H137ZM141 113V112H140ZM139 113V114H140ZM143 114H145L146 115V113L145 112H142ZM141 113V114H142ZM155 113H152V114H155ZM157 113H158V111H157ZM161 113V111L159 112V114ZM11 114V115H10ZM18 114H20V112L18 113ZM45 114H46V112H45ZM129 114V113H128ZM131 114V113H130ZM129 114V115H130ZM138 114V115H139ZM152 114H151V116H152ZM158 114V115H159ZM184 114H187L186 116H184ZM14 117H13V116ZM28 115V114H27ZM35 115H33V117L35 116ZM50 115V114H49ZM77 116H78V114H76ZM80 115V114H79ZM127 115V114H126ZM126 115L124 114V117H126ZM150 115V114H149ZM163 115H165V114H163ZM263 115H264V113H263ZM18 116H21V115H18ZM30 116V115H29ZM40 116V115H39ZM136 116H137V114H136ZM140 116V115H139ZM138 116V117H139ZM143 116V115H142ZM142 116L140 117L141 119L140 120H142V119H145V118H147L148 119V117L146 116L145 118L143 117L142 118ZM3 117V116H2ZM4 117V118H5ZM46 117V116H45ZM73 117V118H72ZM128 117V116H127ZM130 117L132 118V117H134V115H130ZM159 117V116H158ZM167 114L164 116V119H166V121H167ZM173 117V116H172ZM21 118V117H20ZM35 118L36 117H34V120H35ZM37 118H39V117H37ZM36 118V119H37ZM75 118V119H74ZM78 118H80V116L78 117ZM131 118H129L128 119V121H130V119ZM160 118H161V120L160 121H164V119H163V117H161V115H160ZM30 119V120H29ZM40 119H41V117H40ZM45 119V118H44ZM50 119V118H49ZM151 120H153V119H156V116L155 115H153V117L152 118H150ZM1 120H4L3 118H1ZM75 120V121H74ZM95 120V118L93 119V121ZM132 120H134V119H132ZM140 120H139V123H140V125H142L141 124V122H140ZM151 120H149V121H147L148 123L151 121ZM33 121V120H32ZM39 121V120H38ZM85 121V119L84 120H82V122H84ZM135 121H138V120H135ZM154 122H155V120H153ZM152 121V126H153V124H154V122ZM156 121H157V119H156ZM166 121H164L165 123H166ZM2 122V123H1ZM35 122H37V121H35ZM82 122H75L76 124L77 123H82ZM164 122H163V124H164ZM256 122V121H255ZM14 123V124H13ZM21 123V122H20ZM94 123V122H93ZM145 124H146V121L144 122ZM157 123H158V125L157 126H155L156 127V129L155 130H157V127L159 128V125L162 123V122H160L159 123V121H157ZM168 123V122H167ZM186 122H185V124H187ZM16 124H15V127H16ZM43 124V125H44ZM84 124V123H83ZM91 124V123H90ZM90 124L88 125V126H90ZM115 124V123H114ZM113 124V125H114ZM151 124L149 123V125H148V127H149V129H150V126H151ZM43 125H41V126H43ZM77 125H79V127L80 126H82V125H80V124H77ZM77 125H76V127H77ZM112 125V124H111ZM116 125V124H115ZM127 125V124H126ZM138 125V124H137ZM137 125H133V127L135 126V128L133 129V130H135L136 129V126ZM140 125H139V127H140ZM147 125H146V127H147ZM155 125V124H154ZM167 125V124H166ZM183 125V126H182ZM189 125V123L187 124V126ZM73 126H75V124L73 125ZM127 126H129V124L127 125ZM143 127H144V125H142ZM142 126H141V128H142ZM151 126V127H152ZM163 126V125H162ZM181 126V127H180ZM257 126V125H256ZM14 127V126H13ZM76 127H74V128H76ZM79 127H77V131H79ZM113 126H111V128H112ZM115 127V126H114ZM124 127H126V126H124ZM138 126H137V128L138 129H140ZM148 127L146 128V129H148ZM154 127V126H153ZM152 127V128H153ZM160 127H161V125H160ZM186 127V126H185ZM40 128V127H39ZM48 128V129H47ZM70 128H72V129H70ZM91 128V127H90ZM129 128V127H128ZM127 128V129H128ZM145 128V127H144ZM151 128V129H152ZM12 129V128H11ZM148 129V130H149ZM154 129H152L151 130V132L150 133H154L155 134V132H157V131H155L154 132ZM160 129V128H159ZM183 129V128H182ZM5 130V131H4ZM20 130H21V132H20ZM39 130H42V132L41 133H39L38 134V132H39ZM69 130H72V132L74 133L73 135H72V132L71 131H69ZM122 130H124V132H126V129H122ZM129 130V129H128ZM127 130V131H128ZM131 130V129H130ZM141 130V129H140ZM147 130V131H148ZM162 130V129H161ZM161 130H160V132H161ZM2 131H4V132H2ZM70 132V134L72 135H70L71 137H69V138H71L70 139V141H73L74 139L73 138H75V139H77V141L78 142H71L72 144V148H74V149H72L71 148V150L66 154V155H64L63 154V152H64V150L66 149V151H67V146L68 145H66V143H64L65 144V146H62V142H63V140H65V139H67V137H68V133L67 132ZM136 131V130H135ZM144 131V130H143ZM150 131V130H149ZM149 131L148 132H146V133H149ZM183 131V130H182ZM185 131H187V130H185ZM122 132V131H121ZM124 132L122 133V135H124ZM129 132V131H128ZM128 132H127V134H128ZM130 132H132V131H130ZM138 132V131H137ZM136 133V132H135ZM135 133H131V134H133V136L135 135L136 136V134ZM139 133H141V131L139 132ZM139 133L137 134V135H139ZM149 133V134H150ZM8 134V133H7ZM65 134L67 135V137L66 138H64L63 139V137L65 136ZM126 134V133H125ZM126 134V135H127ZM185 134V133H184ZM37 135H38V137H37ZM126 135H125V137L124 138H127L126 137ZM141 135V134H140ZM148 135V134H147ZM157 135V134H156ZM170 135H169V137H170ZM108 136H110L111 137V135L110 134H108ZM108 136H107V140L109 141V138H108ZM130 136V135H129ZM144 136V138L146 139V138H148V137H145L146 135H144V132H143V135H141V136H139L140 137V142H144V139L143 140H141V137H143ZM151 136V135H150ZM5 137V136H4ZM35 137H37V138H35ZM137 137V136H136ZM157 137V136H156ZM220 137L221 136H216V138L219 140L220 139ZM129 138H131V137H129ZM150 138L151 137H149L148 139L150 140ZM73 139V140H72ZM79 139H80V137H79ZM82 140H83V138H81ZM105 139H106V137H105ZM148 139H147V141H148ZM152 139V138H151ZM154 139V138H153ZM8 141L7 143H9V144H11L9 147L7 146V144H6V142L5 141ZM17 140V139H16ZM15 140V142H17ZM18 140V141H19ZM29 140H31V141H29ZM40 140L38 141V142H40ZM156 140V139H155ZM155 140H154V142H155ZM236 138H235V142H236ZM67 141H69V140H66V142ZM101 141H102V139H101ZM104 141V140H103ZM108 141H106V143L108 142ZM124 141V140H123ZM126 141H128V142H131L130 141V139L129 140H125L124 142H126ZM151 141L152 140H150V143H151ZM15 142H14V144L13 145H15ZM134 142V141H133ZM149 142V141H148ZM171 142V141H170ZM195 142H196V140H195V137L193 138V140H192V142L190 143V145H189V147H195ZM106 143H102V144H106ZM146 143V142H145ZM144 143V144H145ZM149 143V144H150ZM199 143V142H198ZM19 142H17V145H15L14 147H18L19 145ZM76 144V145H75ZM99 144H101V143H99ZM108 144V143H107ZM134 144V143H133ZM138 144H139V142H138ZM138 144H134L133 146L135 147V145H136V147H137V145ZM160 144V143H159ZM27 145H29V146H27ZM41 145V144H40ZM69 145H70V142H69ZM130 145H132V144H130ZM140 145H141V143H140ZM139 145V146H140ZM142 145H143V143H142ZM44 146V147H43ZM74 146V147H73ZM145 146V150L143 149V147ZM143 147L142 146H140V147H142L139 151H137L136 152V150H133V155H134V157H132V158H135V157H138L140 160L139 161H142L143 162V166L144 167H146V165H147V161H149V159H150V151L152 152V150H151V147L149 148L150 149V151H149V149H147L146 150V146H148V144H146V145H144ZM149 146H151V145H149ZM148 146V147H149ZM154 146H155V143H154ZM153 146V147H154ZM237 146V145H236ZM235 146V148H238V147H236ZM243 146V145H242ZM12 147V146H11ZM37 147H38V143H37ZM64 147H65V149H64ZM80 147V146H79ZM106 147H107V145H106ZM106 147H104L105 149H106ZM133 147V148H134ZM152 147V148H153ZM156 147H158V145L156 146ZM166 147V146H165ZM245 147V146H244ZM13 148V147H12ZM34 148V149H33ZM101 148H103V147H101ZM103 148V150L105 151V149ZM110 147H109V144H108V149H109ZM120 148H121V151L123 150V151H126L127 149V146H126V144L125 143H123L121 146H120ZM243 148V147H242ZM15 149H18V148H14L13 150H15ZM157 149V148H156ZM118 150H120V149H118ZM130 150V149H129ZM132 150V149H131ZM167 150V151H168ZM89 151V150H88ZM102 151V150H101ZM100 150H99V152H101ZM122 151V152H123ZM196 151H199V153H202L203 152V150H200V148L198 149V150H196ZM23 152H24V154H23ZM106 152L108 153V151H107V149H106ZM112 152H115V151H112ZM117 152V151H116ZM120 152V151H119ZM118 152V153H119ZM162 152V150L160 151V153ZM164 152V151H163ZM168 152V153H169ZM176 152V153H175ZM66 153V152H65ZM254 153V152H253ZM102 154V153H101ZM110 155H111V153H109ZM108 154V155H109ZM123 154V153H122ZM128 154V153H127ZM127 154H125V155H127ZM164 154H167V153H164ZM92 155H94V154H92ZM114 155V154H113ZM124 155V154H123ZM129 155H130V153H129ZM153 155H155V154H153ZM224 155V153H222L221 155H218V157L220 158V157H222ZM112 156V155H111ZM110 156V157H111ZM118 156V155H117ZM130 156H132V155H130ZM129 156V157H130ZM119 157V156H118ZM117 157V158H118ZM122 156H120V158H121ZM127 157H128V155H127ZM154 156H152L151 157V160L153 161V159L156 157V155H155V157L153 158ZM90 158V157H89ZM119 158V159H120ZM126 158V157H125ZM124 157H123V159H125ZM132 158H130V160L132 159ZM137 158V159H138ZM157 158V157H156ZM155 158V159H156ZM163 158H164V156L162 157V160H163ZM201 158V156H200V154H198V156L196 157V155L195 154H193V155H191V156H189L188 158H187V156H186V161H188V163H190L191 161H192V159L194 160V161H196V162H198L197 160H199ZM253 158H256V156L254 155V157ZM91 159V158H90ZM123 159H121V162H122V160ZM128 158H126L125 159V162H124V160H123V162L124 163H126V160H127ZM154 159V160H155ZM158 159V158H157ZM197 159V160H196ZM36 161L38 162V163H43L44 164V166H42V167H44V168H46V169H42L41 168V166H39L37 163H36ZM94 161V160H93ZM111 161V160H110ZM118 161V160H117ZM116 161V162H117ZM132 161V160H131ZM134 161H136L137 162V160H134ZM147 163H146V162ZM158 161H160V159L158 160ZM157 161V162H158ZM81 162H82V169L80 170L81 171V176H80V178H79V187H80V190L81 189H84L83 187H88V188H86L87 189V191H88V189H89V192H88V195L86 196V197H88V201H90L89 199H92L93 197H95L94 196V186H93V184H95V182H97V180L99 179L98 177H92L91 176V174H92V172L93 171H95V167L93 166V163H92V161L91 162H88L89 163V166L88 165H84L85 163H86V161L83 163V160H81ZM100 162V161H99ZM121 162L119 163V166L121 165ZM223 163H224V167H223V169L225 170V167H226V170H227V168L229 167V165H230V162L227 160V159H224L223 161H222ZM111 163V162H110ZM110 163H109V165H110ZM123 163V164H124ZM135 163V162H134ZM133 163V164H134ZM137 163H139V162H137ZM141 163V162H140ZM146 165H145V164ZM156 163V162H155ZM95 164V163H94ZM100 164H102V161L100 162ZM113 163H111V165H112ZM123 164H122V168H123V170H124V166H126V164L123 166ZM133 164H127V166L128 165H130L129 167L130 168H133V167H131V165H133ZM149 164V163H148ZM196 164V163H195ZM195 164H194V166H193V168H192V173L194 174L195 172L196 173H198V176L197 175H195V176H197V179H196V181L195 180H190V172L191 171H188L186 174H185V177H183V179H181V185H180V195H179V197H178V200H177V204H176V210H177V207L178 208H181V207H184L185 209L187 208V207H190V202H191V200H192V198H193V196L194 195H197V193H195L193 190V186H194V184L195 183H199V187L200 186H203V184H202V179H203V176H204V174L206 173V169H203V168H201L200 166L199 167H197V166H195ZM62 165H63V167H62ZM107 165V164H106ZM115 165H118V164H115ZM135 165V164H134ZM156 165H158V164H156ZM105 166V165H104ZM104 166H102V167H104ZM112 166H114V164L112 165ZM111 166V167H112ZM127 166L125 167L126 169H127V172L126 173H128V170L130 171L131 169H129V167L127 168ZM138 166V165H137ZM141 166V168H144V167H142V164L140 165ZM98 167V166H97ZM107 167V166H106ZM236 168V169H238L236 166H233L232 167V169L233 168ZM62 168V169H61ZM101 168V167H100ZM109 168H110V166H109ZM109 168L107 169V170H109ZM135 168H136V170H140V172H136L135 171ZM141 168H139V166H138V169H137V167L135 166L134 167V171H135V173H133V171L132 172H130L131 174H129V180H128V185L126 184L127 183V180H125V181H123V177L121 178L122 179V181L123 182H125V184H126V186H124L125 184L124 183H122V188L123 187H125V189H124V191L122 190V192H121V194H118V196L117 197H120V198H118V200H116L117 202H116V204L118 205V203L120 202H122V204L124 203V199H123V194H125L126 192H128V196H127V198H129V199H127V198H125V196L127 195H124V198H125V203H127V206H130L128 209L126 208V205H125V208H126V210H128L129 212H127V211H125L124 209H123V211H121V212H123L124 213V211L125 212H127V213H124V214H127L126 216L128 217V216H130L131 215V213H132V208H133V206L135 207L136 205H137V202H138V205H139V203H140V197H139V194H140V192H141V186L143 185V182H144V177H143V174L142 173H144V171L145 170H143L142 169V171H141ZM98 169V168H97ZM110 169H113V170H115V172L114 173H116V172H120V171H118L119 169H121L120 167H118V166H116V168H110ZM125 169V170H126ZM146 169V168H145ZM221 171H222V168H219ZM125 170H124V172H125ZM59 171V172H60ZM100 171V170H99ZM50 172H51V170H50ZM53 172V171H52ZM57 172V171H56ZM97 172V171H96ZM113 172V171H112ZM142 172V173H141ZM150 172V171H149ZM152 172V171H151ZM121 173V172H120ZM126 173H124V174H126ZM133 173V174H132ZM54 174H55V172H54ZM53 174V175H54ZM59 174V173H58ZM111 174V173H110ZM123 174V173H122ZM145 174H147V173H145ZM144 174V175H145ZM151 174V173H150ZM156 175H157V173H155ZM51 175V174H50ZM98 175H101V173L99 172L98 173ZM112 176L114 175L113 173L111 174ZM127 175V174H126ZM57 176V175H56ZM60 176H62V175H60ZM59 176V177H60ZM122 175L120 174L119 175V177L117 176V178H118V180H120L121 181V179H119L120 177H121ZM155 176V175H154ZM73 177H74V175H72L71 176V180L73 179ZM110 176L108 175V178H109ZM115 177H116V175H115ZM114 176L113 177H111L112 179H114L115 178ZM146 177V176H145ZM55 178V177H54ZM53 178V179H54ZM127 179L128 177H124V179ZM48 179H49V177H48ZM56 180L58 179V177L57 178H55ZM60 179V178H59ZM112 179H111V181H112ZM116 179V178H115ZM110 180V179H109ZM118 180H116V181H118ZM155 180V179H154ZM48 181V182H47ZM53 181V180H52ZM114 181V180H113ZM113 181H112V183H113ZM55 181H53V183H54ZM92 182V183H91ZM51 183V182H50ZM57 183V182H56ZM58 183H59V181H58ZM57 183V184H58ZM111 183V184H112ZM116 182L114 181V185H115V188H116V184H115ZM119 183V182H118ZM117 183V184H118ZM99 184H101V182L99 183L98 182V186H99ZM50 185H52V184H50ZM97 185V184H96ZM119 185H120V183H119ZM52 186H54V185H52ZM57 187V186H56ZM97 187V186H96ZM102 187V186H101ZM49 188H51V187H49ZM54 188H55V186H54ZM99 188H100V186H99ZM101 189V188H100ZM85 190V189H84ZM85 192V191H84ZM125 192V193H124ZM82 194V193H81ZM87 193H85V194H83L84 196L86 195ZM9 195H11V197L9 198ZM120 195H122V198H121V196ZM82 197V200L83 199H85V197ZM103 196H105V195H103ZM78 199H81V198H78ZM117 199V198H116ZM120 199H123L122 201L120 200ZM126 199H127V201H126ZM82 200L80 201V203L82 202ZM85 201H86V199H85ZM84 201V202H85ZM88 201H86V202H88ZM115 201V200H114ZM119 201V202H118ZM43 202V201H42ZM78 202H79V200H78ZM85 202V203H86ZM89 203V202H88ZM87 203V204H88ZM113 203V202H112ZM42 204V203H41ZM93 204V203H92ZM91 204V205H92ZM129 204V205H128ZM44 205V204H43ZM80 206H85V204L84 203H82ZM112 206H114L113 207V209L112 210H115V208L117 207V206H115V202H114V205H112ZM41 207V208H40ZM87 207V206H86ZM121 208L122 207H124L123 205L122 206H120ZM121 208H119V206H118V208H116L117 209V211L118 212H120L119 210L121 209ZM254 208V209H253ZM258 208V210H256ZM260 209V210H259ZM80 210H83V208L81 207L80 208ZM85 210H84V212H85ZM108 211H110L111 210V208H110V210L109 209H107ZM116 211V210H115ZM42 212H43V210H42ZM79 212H81L80 214H78ZM93 212H95V211H93ZM114 212V211H113ZM37 213V214H36ZM123 213H121V215L123 214ZM41 214V213H40ZM75 214V213H74ZM75 214V215H76ZM106 214V215H107ZM110 215L112 214V213H109ZM108 214V215H109ZM118 213H115V215H117ZM120 214V213H119ZM118 214V215H119ZM37 215V216H36ZM82 215H83V213H82ZM85 215H87V214H85ZM107 215V216H108ZM114 215V216H115ZM196 215H197V213H196ZM94 216H93V219H94ZM105 216V215H104ZM102 217V221H101V218ZM106 217V216H105ZM105 217H104V221H105ZM109 217V216H108ZM108 217H106V218H108ZM112 217H113V215H112ZM111 217V218H112ZM1 218V219H2ZM35 218H38V219H35ZM40 218H41V215H40ZM75 218V217H74ZM76 218H77V216H76ZM81 218H82V216H81ZM83 218H84V215H83ZM110 218V217H109ZM110 218V219H111ZM27 219H29L28 221H27ZM87 219V218H86ZM112 219H114V217L112 218ZM111 219V220H112ZM261 219V218H260ZM15 220H17V219H14V221ZM122 220V221H123ZM84 221H85V218H84ZM121 221V222H122ZM128 221H130V219H128ZM85 223V222H84ZM87 224V223H86ZM172 224V223H171ZM200 224H201V221H200V219L199 218H197V219H188V216H186V220H185V222L182 224L181 222H179V223H175V224H173V225H168V227L167 228H164V230H163V233H162V236L164 237L163 238V241H162V243H160L161 244V250L158 252V253H156L154 256H153V258L148 262V264H208V258H207V256L205 255V251H204V249H205V243H206V240H205V237H203V235H202V233L200 232V230H199V226H200ZM104 225V226H103ZM108 226H111L110 228L111 229H108ZM103 228H105V230L103 229ZM114 229H117V231L115 230L114 232H113V230ZM93 231L94 232V235L92 234V233H90L91 231ZM107 230H109V231H111L112 230V232H109L110 233V236H109V234L107 233ZM119 230V231H118ZM89 231V232H88ZM105 231H106V234L110 237V240L113 242V240L112 239H114V237L116 236L117 238V242H116V250L115 249H112L113 251H115V254L110 250V249H107L106 247H108L109 245L111 246L113 243L115 244V241L113 242V243H111L110 244V240H109V238H108V236L107 237H104L105 238V240H107V244H109L108 246H104V245H106V244H104V243H102L103 241H101L102 239H104V238H102V239H100L99 238V236H100V233H105ZM140 231V230H139ZM87 232H88V234L90 233V234H92V235H90V236H92V238H94L93 240L91 239L90 240V238L88 237V235H86L87 234ZM137 233H138V235H137ZM71 235H73V239H71ZM113 235H115V236H113ZM135 235H136V237H135ZM198 235H199V242H197V238H198ZM101 236H104L103 234L101 235ZM100 236V237H101ZM106 236V235H105ZM106 238H108V239H106ZM112 238V239H111ZM100 240V241H98V240ZM116 239H114V240H116ZM119 239H120V241H119ZM138 239H139V236H138ZM109 240V241H108ZM250 240H248V241H250ZM25 241H27V246L25 245ZM31 241V243L32 244H30L29 245V242ZM197 242V243H196ZM101 243H102V247H100L101 246ZM104 244V245H103ZM113 244V245H114ZM198 245H199V248H198ZM104 246V247H103ZM117 246H119V247H117ZM248 246V247H247ZM114 247V246H113ZM20 248H22V250H24V257H23V255L19 258V259H17L16 257H15V254H16V251L18 250V249H20ZM109 248V247H108ZM110 248H112V246L110 247ZM117 248H119V249H117ZM107 250H110L107 254H106V251ZM118 250V251H117ZM117 251V252H116ZM248 253V254H247ZM6 257L8 258V259H6ZM23 257V258H22ZM22 258V259H21ZM21 259V260H20ZM178 259H181L180 261H178ZM183 259H187L188 260V262H186V261H184ZM236 259V258H235ZM238 260V259H237ZM113 261H116V262H113ZM18 262V263H17Z\"/></svg>","mask_w":264,"mask_h":264}]
</instances>
